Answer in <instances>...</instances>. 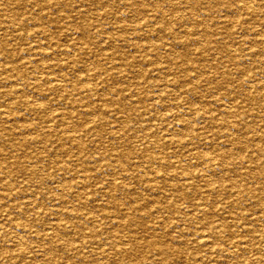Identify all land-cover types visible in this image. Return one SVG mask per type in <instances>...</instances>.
Instances as JSON below:
<instances>
[{
    "label": "rangeland",
    "instance_id": "rangeland-1",
    "mask_svg": "<svg viewBox=\"0 0 264 264\" xmlns=\"http://www.w3.org/2000/svg\"><path fill=\"white\" fill-rule=\"evenodd\" d=\"M136 1L135 0H121V1L120 0H96V2H95V0H92V2H91V0H54L53 2L56 5L47 4V6L44 8L42 6L37 7L36 6V0H0V57L2 58V59L0 58V102H1L0 103V167H1L0 168V170H1L0 171V264H27V263L28 264H42L43 262L46 263V261L49 262V260H50V262L48 264H99V263L100 264H155V263L156 264L157 263H159V264H163V263L164 264H172V263L173 264H176V263L177 264H192V263L193 264H199V263L206 264V261H208L209 264H212V263L215 264V262L218 264H220V263L227 264L226 262L229 263L230 259H231V262L229 264H233V263H235V264L236 263L237 264H241V263L247 264L249 262H250V264H255V263L264 264V259H262V258H264V256L260 257L261 254L264 255V245H262V244H264V238H262V241L260 238V237H264V232H261V231H264V218L261 217L262 215H259L260 213L264 214V201H262V199H264V198H262V197H264V190H262V189H264V180H262L261 182L259 181L261 179H264V177H262V176H264V175H262V174H264V171H262V170H264V167H262V166H264V161H261V160H264V146H262V145H264V116H262V115H264V103H262V102H264V88H262V86H264V79H262V78H264V77L261 76V75H264V74H262V73H264V70H262V69L260 70V68H264V66H262V65H264V62H262V61H264V54H262V53H264V20H262V19H264V0H261V1L260 0H221V1L220 0H206V1L205 0H179V1L178 0H173V1L172 0H163V1L162 0H136ZM212 1H214V3ZM217 1H218V3H217ZM233 1H234V3H233ZM242 1H243V4H242ZM256 1L259 4H257ZM235 2H236V4H235ZM201 3H202V5H201ZM239 3H241V5H239ZM171 4L175 5V11L176 12H167L170 10L169 8H170ZM198 4H200V5H198ZM214 4H215V6H214ZM247 4L252 6V9H253V10H251L252 13L246 12L244 9H242V5H247ZM127 5H128V7H127ZM258 5H260V6H258ZM139 6H141V7H139ZM178 8H179V10H178ZM206 8H207V10H206ZM217 8H219V11ZM234 8L236 9V11H234L235 10ZM146 9H147L148 13L145 12ZM132 10H133V12H132ZM158 10L159 11L160 10L165 11V15H164L165 17H163L164 23L162 22L163 27L155 25V23H157V19H159V15H160L157 13ZM189 10L191 11V13ZM150 11H152V12H150ZM225 11H226V13H225ZM220 12H223V13H220ZM240 12H242L243 14H241ZM217 13H220L221 15L217 14ZM196 14H198V15H196ZM203 14H205V15L207 14V15L205 16ZM230 14L232 15V17L230 16ZM234 14H236V15H234ZM253 14H254V16H253ZM213 15L215 16V18ZM115 16H116V18H115ZM128 16L129 17L131 16V18L128 19L127 18ZM156 16H158V17H156ZM192 16H193V18H192ZM212 16H213V18H212ZM208 17H210V18H208ZM145 18H147V19H145ZM185 18H186V21L184 20ZM255 18H256V20H255ZM131 19H132V21H130ZM152 19L156 22L153 23L154 21H152ZM208 19H209L210 23H208L209 21L206 22ZM229 19L232 21H230ZM196 20H198V21H196ZM248 20H249V22L250 21L251 22L249 23ZM12 22H16L17 25L13 26ZM123 22H124V25H123ZM131 22H132V24H131ZM165 22H167V23H165ZM197 22H199L201 25H198ZM111 23H113V25ZM144 23H146V25L147 24H149V25L146 26ZM216 23L219 24L218 27H217ZM248 23H249V25H248ZM179 24H180V26H179ZM118 25H119V27H118ZM152 26L153 27L156 26L154 28L156 31H154V29L151 28ZM171 26L174 27L176 30L174 28H171ZM139 27H141L142 30H140L141 28H139ZM160 27H161V29H160ZM128 28H129V30H128ZM143 28L144 29L148 28V30L146 29L147 34L145 32L146 30L144 31ZM163 28H165V29H163ZM113 29H115V30H113ZM213 29H215V30H213ZM243 29L246 30V32ZM248 29H249V31H248ZM44 30L46 31V33L43 32ZM95 30L98 32H96ZM111 30H113V31H111ZM105 31H106V33H104ZM115 31H117V32L120 31L121 33L118 32L119 33L118 34ZM148 31L150 32V35H149ZM170 31H171V33H170ZM192 31H194V32L192 33ZM204 31H206L207 34L210 35V38L203 35ZM211 31H212V33H211ZM100 32H101V34H99ZM141 32H142L143 37L141 35ZM159 32H161V33H159ZM182 32H184V33H182ZM215 33H217L218 36ZM256 33L257 34L260 33L262 35L257 36ZM177 34H178V36H176ZM184 34H186V35H184ZM145 35H147V36H145ZM152 35H154L155 37L154 36L152 37ZM189 35H191V36H189ZM166 36H167V38H166ZM180 36L181 37L183 36V38H181ZM92 37H93V39H92ZM190 37L192 38L194 43L192 42ZM252 37H253V39H252ZM99 38L101 39L100 41H98ZM180 38H181V40H179ZM201 38L202 39L204 38V39L202 40ZM115 39L116 40L118 39V41H116ZM147 39L150 40L151 43ZM183 39H186V40L183 41ZM154 40H155V42H154ZM245 40L248 42L246 43ZM83 41L85 44L83 43ZM103 41H105V42H103ZM106 41L108 44H106ZM174 41H176V42H174ZM243 41H244V44H243ZM249 41H251V43ZM134 42H135V44H134ZM224 42H225V45L227 44L226 46H224ZM229 42H230V44H228ZM123 43L125 44V46ZM152 43L155 45H153ZM249 43H250V46H249ZM105 44H106V46H104ZM114 44H116V45L114 46ZM132 44H134V46ZM160 44H161V48H160ZM179 44H180V46H179ZM193 44H194V46H193ZM210 44H211V46L213 45V47H211ZM233 44L234 45L236 44V46H234ZM146 45L151 47V48L148 47L149 48L148 49ZM190 45H191V47H190ZM165 46H166V49H165ZM208 46H209V48H207ZM256 46H258V47H256ZM123 47H124V49H123ZM142 47L143 48L145 47V49L144 50L141 49ZM241 47H243V48H241ZM116 48H118L119 50ZM153 48L155 50H153ZM98 49H99L100 53L98 52ZM189 49H191L192 51ZM200 49H202V50H200ZM221 49L223 50V52ZM240 49H242V50L244 49V50L241 51ZM124 50H126V51L124 52ZM142 50H143V53L141 52ZM170 50H171V53H170ZM173 50H174V52H173ZM165 51H167V52H165ZM250 51L252 52V54ZM83 52H84V54H83ZM111 52H112V54H111ZM133 52H135V53H133ZM154 52L156 53V55ZM199 52L200 53L202 52V54H199ZM124 53H126V54L124 55ZM210 53H212V54L210 55ZM107 54H108V56H107ZM231 54L234 56H232ZM249 54L251 56H249ZM157 55H159V56H157ZM165 55H166V57H165ZM175 55H177L178 58H175V60H173ZM228 55H229V57H228ZM259 55H260V57H259ZM150 56H151V58H150ZM111 57H112V59H111ZM256 57H257V59H256ZM180 58L182 60L184 59L182 64H181L182 61ZM227 58H230V59H228V61H227ZM251 58H253V59L251 60ZM103 59H105V60H103ZM169 59H172V61H169ZM66 61L68 64L66 63ZM132 61H134V62H132ZM252 61H254V62H252ZM232 62H234V63H232ZM236 62L238 63L239 66L236 65L237 64ZM257 62H261V63L258 64ZM96 63H97V65H96ZM104 63H105V65H104ZM154 63H155V65H154ZM214 63H215V65H214ZM250 63H251V65H250ZM91 64H92V66H91ZM106 66H108V67H106ZM163 66H164V68H163ZM183 66H185V67H183ZM254 66H255V68H253ZM28 67H29V69H27ZM35 67H37V68H35ZM43 67H44V69H43ZM102 68H103V71H102ZM214 68L216 70H214ZM98 69H100L101 71H99ZM238 69H240V71ZM251 69H253V70L251 71ZM28 70H29V73H28ZM204 70H205V72H204ZM241 70L242 71L246 70V71L242 72ZM42 71H43V73H42ZM94 71H96V72H94ZM142 71H143V75H142ZM174 71H176V74ZM197 72H198V74H197ZM216 72L219 74L218 76L216 75ZM260 72H261V74H260ZM94 73H95V75H94ZM97 73H98V75H97ZM44 74H45V76H44ZM62 74H63L64 78L62 77ZM229 74H230V76H229ZM257 74H259V75H257ZM100 75H101L102 79L100 78ZM116 75H117V77H116ZM135 75H136V77H135ZM157 75H158V77H157ZM17 76H19V77H17ZM27 76H29V77H27ZM109 76H111V77H109ZM120 76H122V77H120ZM188 76H189V78H188ZM194 76H196V78ZM123 77H125V78H123ZM204 77H205V79H204ZM211 77L213 78V80ZM112 78H113V81H112ZM138 78H140V79H138ZM152 78L154 81L152 80ZM244 78H246V79H244ZM25 79H26V81H25ZM55 79H56V81H55ZM104 79H106V81ZM92 80L94 82H92ZM109 80H110V82H109ZM158 80H159V83H158ZM247 80H249V81H247ZM20 82H22V83H20ZM32 83H33V85H32ZM89 83L91 85H93V84L94 85L91 86ZM200 84H201V86H200ZM73 85H74V87H73ZM102 85L104 86V88ZM212 85H213V87H212ZM258 85H261V87ZM107 86H109L110 88H108ZM218 86H219V88H218ZM245 86H246V88H248V90L245 88ZM256 86H258L259 88ZM105 87H107V89H105ZM143 87L147 88V89H143ZM155 87L158 89V91L156 90V92L154 90ZM160 87H161V89H160ZM34 88H36V89H34ZM257 88H258V90H257ZM77 89L80 90V92ZM152 89L154 92L152 91ZM188 89H190V90H188ZM88 90H89V92H88ZM75 91H76V93H75ZM77 91L79 93H77ZM180 91H181V93L182 92L183 93L180 94ZM188 91H189V93H188ZM211 91H213L212 94H211ZM215 91L217 94H215ZM239 91H240V93H239ZM254 91L256 93H254ZM19 92H21V93H19ZM168 92H169V95L171 97L168 95ZM171 92L173 95L171 94ZM207 92L209 94V97H207L208 96ZM24 93H25V95H24ZM97 93L98 94L100 93V94L98 95ZM78 94H79V97L81 99L83 98L82 100L78 98ZM118 94H120V95H118ZM227 94H228V96H227ZM213 95H215L216 97ZM86 96H87V98H85ZM103 96H104L105 100L103 99ZM105 96L107 99L105 98ZM196 96H197V98H196ZM224 96H227V98H225ZM233 96H234V98H233ZM161 97H166V98H161ZM182 97L187 102H185ZM57 98H59L60 100L59 99L57 100ZM75 98H77L78 101ZM132 98H133V100H131ZM174 98H175V100H174ZM218 99H220V101ZM230 99H231V101H230ZM232 99L234 101H236L237 103H239L240 105H238ZM242 99H243V102H242ZM123 100H125V101H123ZM225 100L227 103L225 102ZM254 100H255V102H254ZM257 100H260V101L258 102ZM60 101H61V103H60ZM81 101H83V102H81ZM148 101H149V103L150 102L151 103L149 104ZM180 101H181V105L179 103ZM216 101L218 104L216 103ZM66 102H68V103H66ZM156 102H157V104L159 103V105H157ZM184 102L186 104H189L188 102H190V104L192 106L190 104L185 105ZM131 103L134 106H132ZM247 103H249V105L251 107L247 108L248 107ZM56 104H57V106H56ZM94 104H96V105H94ZM124 104H126V105H124ZM253 104H254V106H253ZM53 105H55L56 107ZM129 105H131V106L128 107ZM237 105H238V108H237ZM96 106L98 108L99 107L100 108L97 109ZM162 106L163 107L165 106V107L163 108ZM243 106H244V109H243ZM255 106H257V107H255ZM73 107H74V109H73ZM131 107H132V110H130ZM167 107H168V109H167ZM171 107H173V108H171ZM183 107L185 110L183 109ZM214 107H215L216 111H215ZM152 108H153V110H152ZM255 108H256V110H255ZM39 109L41 111H39ZM81 109H82V112H81ZM123 109H124L125 113H123ZM134 109H136V111ZM196 109H198L197 110L198 112L196 111ZM224 109L228 110L229 112L224 110ZM88 110H89V113H88ZM130 111L132 113H130ZM169 111H171V112H169ZM189 111L192 113L191 114L192 117L189 115V113H190ZM253 111H254V113H253ZM256 111L259 113H257ZM91 112L94 115H92ZM174 112L176 115L174 114ZM193 112H195V113L193 114ZM118 113H119V115H118ZM199 113H200V115H199ZM228 113L231 116L228 115ZM75 114H76V116H75ZM82 114H84V115L82 116ZM129 114L131 116H129ZM181 114H182V116L184 115L183 119L181 117ZM212 114H214V116ZM89 115H91V116H89ZM113 115L117 116L118 119H117V117H115ZM171 115L172 116L175 115L177 118H175L174 116L171 117ZM197 115L199 116V118ZM247 115H248V117H247ZM251 115L253 116V118ZM58 116L61 119L60 118L58 119ZM80 116H82V117H80ZM138 116H140V117H138ZM162 116H163V118H161ZM227 116H230V117L227 118ZM242 116H243V120H242ZM56 117L58 120L57 119L55 120ZM157 117H159V118H157ZM178 117H181V118L178 119ZM186 117H189V118H186ZM209 117H210V119H209ZM73 118H75V119H73ZM141 118H142V123H141ZM171 118L174 120V123H173ZM200 118H202L203 120L202 119L199 120ZM204 118H206V119H204ZM250 119H254V120H250ZM105 120H107V122ZM159 120H161V121H159ZM179 120L183 121V123L180 122ZM208 120H210V121H208ZM245 120H246L247 124H246ZM60 121H62V122H60ZM110 121H111V123H110ZM115 121L117 123H119L117 126H116L117 123ZM189 121L190 122L193 121V122L189 123ZM226 121L227 122L229 121L228 123L230 125L232 124L231 125L232 128H230L229 124L227 125ZM232 121H233V123H232ZM159 122L162 124L159 125ZM164 122L166 125L163 124ZM197 122L199 124H201V126L198 125ZM207 122H209V123H207ZM137 123H140V124H137ZM217 123H219V124H217ZM240 123L241 124L243 123L242 124L243 127L241 126ZM259 123L261 124L262 127L260 126ZM45 124H47V125H45ZM142 124H144L146 126V128L143 127ZM183 124H187L186 126H188V127L183 126ZM189 124H191L190 127H189ZM193 124H195V125H193ZM208 124H210V126ZM221 124H222V126H221ZM137 125H140V127ZM141 125H142V127H141ZM155 125H156V127H155ZM197 125L199 128L196 127ZM225 126H227V127H225ZM193 127L195 128L194 131H196L197 133H195L193 131V129H194ZM210 127H212L211 128L212 130L210 129ZM224 127H225L226 131H225ZM149 128H150V130H149ZM185 128L186 129L188 128L187 129L188 131L187 130L185 131ZM217 128H219L220 134H219V132H217V130H218ZM236 128H238V130L240 128L241 130L237 131ZM167 129H169V130H167ZM197 129H199V130H197ZM207 129H208V131H207ZM220 129L222 130V132ZM230 129L233 131V134L230 133V132H232ZM260 129H262L261 130L262 132L260 131ZM143 130L145 133L143 132ZM179 130L183 134H181ZM246 130H249L248 132H252L253 134L248 133ZM177 131H179V132H177ZM182 131H184V132H182ZM199 131H201V132H199ZM205 131H207V133H209V134H207ZM129 132L131 134H129ZM176 132L178 134H180V136ZM246 132H247V135H246ZM234 133H236V134H234ZM254 133H255V135H254ZM161 134H162V136H161ZM167 134H169V135H167ZM173 134H175V138L173 137L174 136ZM196 134H198V135H196ZM155 135H156V137H155ZM239 135H241V138ZM138 136H139V138H137ZM181 136L182 137L185 136V137L182 138ZM194 136L201 137V139L196 138ZM219 136H221V137H219ZM232 136L233 137L238 136V137L233 138ZM127 137H129L128 140H127ZM154 137L157 138L156 141H155ZM161 137H163V138H161ZM217 137H218V140H217ZM252 137H254V138H252ZM258 137H260V138H258ZM10 138H12V139H10ZM146 138H149V139H146ZM213 138L216 139V143H215V139H213ZM261 138H262V140H261ZM189 139H191V140H189ZM224 139L227 141V143ZM235 139L243 145H241L237 141H234ZM250 139H252V140H250ZM147 140L148 141L150 140V141L147 142ZM180 140L183 142H181ZM204 140H206V142ZM139 141H141V142H139ZM152 141H154V142H152ZM174 141H176L177 143ZM188 141L191 142L190 146H188L189 145ZM143 142H144V144H143ZM150 142H152V143H150ZM192 142H193L194 146L192 145ZM201 142H202V144H201ZM203 142H205V144ZM219 142H220V144L221 143L222 144L219 145L218 144ZM114 143H116V144H114ZM121 143H123V145H121ZM153 143L154 144L156 143L155 146ZM186 143H188V144H186ZM198 143H200V144H198ZM168 144H170V145L173 144V145H171L172 147L170 148V145H168ZM223 144H225V147ZM27 145H28V147H27ZM199 145L201 147H199ZM128 146L130 148H128ZM185 146L187 147V149ZM208 146H210V147L208 148ZM214 146H215V148H214ZM230 146H231V148H230ZM117 147H119V148H117ZM155 147L158 148L157 151L155 150L156 149ZM179 147L180 148L182 147V148L180 149ZM217 147H219L221 150H219V148H217ZM234 147H235V149H233ZM7 148H9V150ZM191 148L192 149L194 148L195 150L194 149L192 150ZM124 149H125V151H124ZM159 149H161L162 151ZM196 149H198V152ZM214 149L217 151L219 150V152H216ZM227 149H229V151ZM248 149H249V152L247 151ZM129 150L131 153L129 152ZM191 150H192V152L196 151V152H193L194 155H192L193 153L190 152ZM148 152H149V154H148ZM156 152H158V153H156ZM242 152H244V154L246 153L248 155H244ZM1 153H3V154H1ZM95 153H97V155ZM118 153H120V154H118ZM134 153L136 155H134ZM172 153H174V155H172L170 157L169 154H172ZM196 153L198 154L199 157L201 156L200 155L201 153H202V157L203 156H205V157L199 158L196 155ZM84 154H85V156H84ZM145 154L147 155V157ZM178 154H181L183 156H180ZM230 154H231V156H233L232 158H231ZM1 155H2V157H1ZM78 155H79V157H78ZM111 155H113L115 158ZM189 155H190V157H189ZM80 156H82V158H80ZM105 156H107L108 158H106ZM137 156H138V158H137ZM156 156L158 158H160L159 162H161V163H159V162L156 163L158 161V160H156V159H158ZM161 156L162 157L164 156L165 159L162 158ZM192 156H194V157L191 158ZM225 156L227 158H225ZM246 156H248V159H246ZM252 156H254V157H252ZM260 156H262V157H260ZM121 157H122V159H121ZM174 158L176 160H175V162L174 161L172 162L171 159L174 160ZM183 158L186 160V162ZM205 158L208 160H206ZM218 158H220V159H218ZM233 158H234V160H233ZM241 158L243 159V161ZM162 159H164L163 161H165V162H163ZM211 159H212V161H211ZM222 159H225V160H222ZM238 159H240V160H238ZM132 160H134V161H132ZM197 160H199V161H197ZM204 160L208 163L204 162ZM209 160H210V162H209ZM147 161L149 163H151L152 168H150V165ZM166 161L168 163L167 165H166ZM194 161H195V163H193ZM223 161H224V163H223ZM230 161L231 162L233 161L234 163L235 162L236 163L234 164L233 162L231 163ZM178 162H179V164H178ZM201 162H203V163L201 164ZM256 162H258V163H256ZM124 163H126V164H124ZM128 163H129L131 168L129 167ZM133 163H134V165H133ZM146 163L149 165V167ZM163 163L165 164L164 165L165 167L163 166L164 168H166V166L168 167V169L170 167L172 168V169L171 168L169 169L170 174H168L167 168L164 169L162 166L160 167V165H162ZM199 163L201 165H199ZM207 164L208 165L210 164L209 167H212V168H209L207 166ZM258 164L260 166H257ZM86 165H87V167H86ZM103 165H105V166H103ZM187 165H188V167H187ZM75 166L79 170H77V168ZM133 166H134V169H133ZM196 166H198V167H196ZM253 166L255 168H253ZM85 167H86V169H85ZM111 167H112V169H111ZM120 167H121V169H120ZM182 167L184 169L186 167L187 168H186V170L182 171L183 170ZM194 167H196V168L194 169ZM241 167H243V168H241ZM258 167H260V168H258ZM107 168L109 169V171ZM136 168H139V169L137 170ZM147 168L153 169V171L151 170V172H150V170ZM154 168H155V171H154ZM161 168H163V169H161ZM189 168H190V171L188 170ZM230 168L232 170H230ZM239 168H240V170H239ZM32 169H34V170H32ZM103 169H104V171H103ZM146 169L148 172L146 171ZM176 169H178V170H176ZM218 169L220 171H223L222 174H220L221 172ZM222 169H224V170L226 169V170L224 171ZM241 169L242 170L245 169V171L244 170L242 171ZM246 169L249 172H246L247 171ZM118 170L119 171L121 170L120 172H122V170H123V172L120 173ZM252 170H255V171H252ZM80 171H82V172H80ZM198 171H199V173H198ZM259 171H261V172L259 173ZM37 172H39V173H37ZM105 172L107 175L105 174ZM132 172H133V175H132ZM144 172L146 173L145 176L143 174ZM188 172H190V173H188ZM192 172H195V173H192ZM204 172H205V174H204ZM33 173H35V174H33ZM98 173L99 174L101 173V175H99ZM112 173H114V176ZM148 173L150 175H148ZM212 173H213V175H212ZM216 173L219 175H217ZM239 173L242 174V176ZM251 173L254 175H251ZM110 174H112V175H110ZM184 174H186V176ZM189 174L190 175L193 174V175L189 176ZM229 174L230 175L234 174V175L232 177V175L230 176ZM243 174H245L246 178L243 176ZM260 174H261V176H260ZM79 175H81V176H79ZM92 175H93V177H92ZM115 175L117 177L116 180H115ZM135 175H137V176H135ZM173 175H175V176H173ZM182 175H183V177H182ZM215 175H216V177H214ZM65 176L67 178L68 177L69 178L67 179ZM199 176L201 177L202 180L199 178ZM204 176H205V178H203ZM217 176L222 181L215 179V178H217ZM219 176H221V177H219ZM247 176H249V177L247 178ZM251 176H252V178H251ZM254 176L256 177V180H258V181L252 180V179H254ZM11 177H12V179H11ZM73 177H75V178H73ZM91 177L93 179H91ZM113 177H114V179H113ZM126 177L128 180L129 179L130 180L128 181L126 179ZM188 177H191L192 182L195 180H196V182L190 183L191 179H189ZM227 177L229 179L233 178L232 179L233 181L232 180L229 181V179ZM120 178H121V180H120ZM51 179H53V180H51ZM109 179H111V181H109ZM140 179H141V183H140ZM158 179L160 181L156 182V181H158ZM161 179H163L165 181L170 180V182H168V181L166 182V184L168 186L165 184V182H162L163 180H161ZM171 179H172L173 183L171 182ZM176 179H178V180L175 181ZM5 180H6L7 184H6ZM34 180H35V182H34ZM91 180H92V182H91ZM203 180L204 181L206 180V181L204 182ZM225 180H228L227 182H228V184L229 183L230 184L228 185ZM142 181H144V182H142ZM187 181H188V183H186ZM201 181L204 182L205 184L210 181V183H213V184H209V183L207 185H205L203 183L200 184ZM239 181H240V183H239ZM36 182H37V184H36ZM39 182H41V183H39ZM78 182H79V184H78ZM95 182H97V183H95ZM146 182H148V183H146ZM153 182H155V183H153ZM181 182H182V184H181ZM243 182L247 183V185H249L248 187L250 189L247 187V185L245 183L243 184ZM24 183H25V185L27 184L26 187L23 186ZM34 183H35V185H34ZM108 183H109V186H108ZM119 183L120 184L123 183V184L120 185ZM161 183H162V185H161ZM217 183L220 185V188L218 187L219 185ZM81 184H83V185H81ZM91 184L94 186H92ZM185 184H186V186L188 185L189 187H186ZM238 184H239V186H238ZM119 185H120V187L121 186L122 187L118 188ZM157 185L159 188H160V186H162L161 187L162 190H161V188L157 189L158 188ZM172 185H174V187H175L173 191H172V189H173ZM250 185L252 187H250ZM169 186H172V188ZM179 186L180 187L182 186L183 188H180ZM192 186L193 187L195 186L196 189L193 188ZM204 186H207V187L203 188ZM213 186L216 189H214ZM228 186H229V188H230V186L231 187L233 186L234 189L229 190ZM245 186L248 188L249 191H251V190L253 191L254 195L257 196V199L259 201L256 200V196H254L252 192H248L244 188ZM7 187L9 188V190L7 189ZM99 187L100 188L102 187V188L100 189ZM129 187H130V189H129ZM131 187L134 188L135 190L138 189V191L135 192V190H134L133 191L134 194H133ZM201 187H202V189H201ZM225 187H227V188L224 189ZM81 188L83 190H81ZM94 188H95V190H94ZM122 188L125 190H122ZM155 188L157 190H161L162 192L155 190ZM190 188L195 189L196 192H194L193 189L190 190ZM198 188H200L201 190ZM212 188L214 189V191L212 190ZM237 188H238V190H237ZM243 188H244V192H242ZM30 189H32V190H30ZM113 189H114V192H113ZM118 189L120 190V192ZM176 189L177 190L179 189V192H178L179 194H177ZM186 189H187V191H186ZM127 190H128L129 194L127 193ZM140 190H141V193L139 192ZM199 190H200V192H199ZM207 190H209V192ZM224 190H226V192H224ZM90 191L92 193H90ZM96 191L98 192V194ZM153 191H155V192H153ZM183 191H184V193H183ZM191 191H193V192H191ZM197 191H198V193H197ZM239 191H240V193H239ZM256 191H257V193H256ZM50 192H52V194ZM104 192H106V195L109 192L110 194H108V195H110V197L109 196L107 197L104 194ZM121 192L123 194L124 193L125 194L123 195ZM150 192H152V193H150ZM166 192H168V193H166ZM171 192H173L175 195L173 193H172L173 194L172 195ZM231 192H233L234 195ZM143 193H146L145 196ZM163 193H164V197H163ZM200 193H202V194H200ZM237 193H239L240 198H239ZM244 193H246V195ZM191 194H193L195 197L192 195L193 198H190V197H192V196H189ZM203 194H204V196H203ZM206 194L208 195V197ZM212 194L216 195V197L213 196ZM42 195H43V197H41ZM117 195H118V198L120 197L119 199H117V197H116ZM140 195H142V196H140ZM156 195H158V197ZM165 195H167L168 199L166 198ZM176 195H179V196H176ZM180 195H182L181 198H180ZM221 195H222V199L220 198ZM247 195H248V197H247ZM252 195L254 196V200H253L254 202L250 200V199H252ZM20 196H22V197H20ZM125 196L131 197V198H127V197L125 198ZM159 196L161 198H159ZM184 196H185V198H184ZM200 196H201V199H200ZM234 196H236L237 199ZM111 197L113 199H111ZM172 197L174 198L173 200H172ZM175 197H177V198H175ZM204 197L208 198V199L210 198V199L205 200ZM223 197L225 198L226 202L224 201ZM25 198L28 199L29 201L26 200ZM96 198H98V199H96ZM152 198L155 202L152 200ZM183 198L185 201L188 200L189 205L186 202L187 203V206H186ZM238 198H239V200H238ZM241 198L243 199V201L245 200L246 202H248L250 204V206L248 203H245V201L244 202L241 201L242 200ZM17 199H19V200H17ZM37 199H38V201H37ZM181 199H182V201H180ZM199 199L201 200V202L199 201ZM247 199H249L250 201H248ZM124 200H125V202H124ZM146 200L148 202L150 201L149 202L150 204L147 203ZM190 200H191V202H189ZM194 200H197L196 203H194L195 202ZM234 200H236V202H234ZM23 201L24 202L26 201V202L24 203ZM55 201H57L59 203H57V202L55 203ZM68 201H70V202H68ZM93 201L96 204H94ZM171 201H172V205H171ZM174 201H176V202L178 201V202L176 203ZM205 201H206V203H205ZM257 201H258V203H257ZM111 202H113V203H111ZM134 202L136 203V206H135ZM153 202H154V204H152ZM160 202L161 203L164 202L166 206L164 204H161ZM231 202L235 203L234 205L237 204L238 206L232 205ZM252 202L256 206L254 204H252ZM26 203L28 205H26ZM119 203L121 204V206L119 205ZM192 203L194 205H192ZM203 203H204V205H202ZM158 204H160V205L158 206ZM198 204L200 206V209L202 208V211L199 209ZM228 204H230V205H228ZM97 205L99 206V208ZM124 205L126 207H124ZM140 205L142 206L143 210H145L147 213L144 211H141L142 208ZM145 205H146V207H143ZM173 205H175V206H173ZM226 205H227V210L225 209ZM242 205H244V207L247 206L246 207L247 210H246V208L242 207ZM116 206H117V208H116ZM193 206L198 207L197 209L196 208L193 209L194 212H192ZM222 206L224 207L225 211L223 210ZM230 206H232V207H230ZM109 207H111V208H109ZM159 207H161L162 211L165 208V210L163 212L166 213L167 215L164 214L159 209ZM181 207H183V208L189 207V209L191 207L190 210H192V211H190L189 209H186V208L182 209ZM229 207H230V209H228ZM241 207L243 208V210ZM124 208H126V210ZM144 208H146V209H144ZM166 208H168L167 211H166ZM249 208H251V209L253 208L254 212L253 211L250 212L251 209L248 211ZM257 208L259 209L260 213L258 212ZM107 209H109L108 210L109 214L107 212ZM174 209H175V211L177 210L176 211L177 213H175ZM77 210L80 212H78ZM136 210L141 211V213L143 212L142 213L143 215L141 213H139V211L137 213ZM178 210H180V211H178ZM184 210H186L187 212ZM196 210H198L199 214L197 213ZM133 211H135V212H133ZM195 211H196V213H195ZM226 211H228L232 214H230ZM236 211H238V213ZM245 211L247 214L245 213ZM255 211H257V212H255ZM120 212H122V213H120ZM130 212H132V214H134V215H132ZM160 212L162 213V215ZM169 212H171L170 215H168ZM178 212H183L184 216L186 218L184 216L180 215L179 217H182V218H180L181 219L180 220L179 217L177 216V215H179ZM191 212L194 215H192ZM223 212L227 213L226 216H224ZM129 213L132 216H130ZM144 213H146L145 215L148 218L146 216L144 217ZM151 213L154 215V218H153V215ZM183 213H180V214H183ZM241 213H243V214H241ZM250 213L253 215H250ZM110 214H112V215H110ZM115 214H118V215H115ZM128 214H129V216L127 217ZM148 214H149V216H148ZM195 214L196 215L198 214V215L196 216ZM233 214L235 215V217H232ZM240 214L243 217L239 216ZM245 214L247 216H245ZM101 215H103V216H101ZM105 215H108V216L105 217ZM120 215H121V217H120ZM227 215H230V217ZM81 216L84 217V219ZM142 216H143V218H142ZM195 216H196V219H195ZM201 216L203 219L201 218ZM252 216H254V217H252ZM93 217H94V219L92 220ZM244 217L246 218V220L249 219L247 221H250V222L248 223ZM255 217L258 220H256ZM38 218H39V220H38ZM105 218H107V219H105ZM155 218H157V219H155ZM217 218H219V219H217ZM235 218H238L239 221L236 220ZM142 219H144V221H142ZM147 219H148V221H146ZM153 219H155V220H153ZM171 219H172V221H171ZM204 219H207V220H204ZM209 219H211L212 222H210ZM241 219L242 220L244 219V221H246V222L242 221ZM23 220H25V222ZM152 220H153V222H152ZM164 220H166L167 222ZM178 220H180V221H178ZM186 220H187V222H186ZM203 220L206 222H204ZM222 220L225 222V225L223 224L224 222ZM226 220H227V222H226ZM232 220L234 221L233 224L231 222ZM254 220L256 222H254ZM35 221H37V222L35 223ZM94 221H95V223H94ZM122 221H124V222H122ZM150 221H151V223H150ZM197 221L198 222L200 221V222L198 223ZM207 221L210 223H208ZM235 221L238 225L235 224ZM86 222H89V223H86ZM118 222L120 224L122 223L123 225L120 226ZM176 222H178V223H176ZM179 222H181V223H179ZM213 222H215L214 226L212 224ZM251 222L253 225L250 224ZM116 223H117V225H119L120 228L116 225ZM125 223H126V225H125ZM163 223L165 226L163 225ZM200 223H202L201 225L203 227L198 226V225H200ZM113 224H115V225H113ZM152 224H154V225H152ZM155 224H156V226H155ZM167 224H169L170 226L169 225L167 226ZM177 224H179L178 226H180V225L181 226L178 227ZM243 224H245L244 225L245 228H244ZM9 225H11V227H9ZM18 225H20V226H18ZM204 225H205V227H204ZM216 225L218 228L220 227L221 229L219 228V230H218ZM223 225H224L225 229L223 228ZM247 225H249V226H247ZM254 225H256V226H254ZM104 226H106L105 229H104ZM107 226L111 227V229H114V232H112V230H108L110 228H107ZM113 226H115V227L113 228ZM130 226H131V228H130ZM132 226H133V228H132ZM145 226H147V228H145ZM174 226L175 227L177 226L176 230H175ZM234 226L238 229V232H236L237 229ZM239 226H241V227L243 226L242 229ZM252 226L253 227L259 226L260 229L258 227L253 228ZM73 227H74V229H73ZM193 227H195V228H193ZM199 227H201L202 229L204 228V229L202 230ZM246 227L249 229L253 228V230H251L252 233L249 232L250 230L246 229ZM250 227H252V228H250ZM57 228H59V229H57ZM125 228H127V229H125ZM184 228H185V230L188 229V232L184 231V233H183L182 230ZM189 228H191V230H193V232H191V230ZM211 228H213V229H211ZM215 228H217V229H215ZM124 229H125V231H124ZM159 229H160V231H159ZM165 229H166V231L169 229L168 232L165 233ZM195 229L197 231L200 230V232L199 233L196 232ZM256 229L257 230L259 229L262 234H260L259 230L256 232ZM58 230H60V231H58ZM105 230H107L108 232ZM156 230H158L159 233ZM189 230L191 233L194 234V235L192 234V237L190 236L191 233L189 232ZM169 231H171L170 234H169ZM201 231H203V232H201ZM219 231H220V234H219ZM227 231H228V233H227ZM234 232H236L238 234H236ZM253 232H254V234H253ZM62 233H63V235H62ZM112 233L114 236L112 235ZM188 233H189V235H188ZM239 233H240V236H239ZM64 234H65V236H64ZM182 234H183V236L184 235L185 236L182 237ZM207 234H209L210 236ZM211 234H214L213 238H212ZM234 234H236V235H234ZM250 234H251V236H250ZM110 235L112 237V238H110L111 241L109 239ZM136 235H138V236H136ZM149 235H151V236H149ZM218 235H222V236H218ZM224 235L225 236L227 235V237H225ZM228 235L229 236L232 235L230 237V239L228 238L229 237ZM241 235H243V236L241 237ZM259 235H260V237H259ZM116 236H117V239H116ZM193 237L194 238L200 237L202 239L198 238L197 239L198 243H197V242H195L196 239H194ZM207 237H209V238H207ZM214 237L216 239H214ZM236 237H238V238L241 237V240H244L245 243L247 241V243L244 244L242 241H240V239H237ZM243 237H245V238L242 239ZM251 237L252 238L254 237V238L252 239ZM257 237H259V238L256 239ZM18 238H20V239H18ZM190 238H191V240H193V239L195 240V241L194 240L192 241V244H195L196 246L191 244ZM203 238H205V239H203ZM211 238H212V240H211ZM224 238H226V239H224ZM112 239H114V241H112ZM154 239H156V241ZM175 239H176V241H175ZM182 239L185 241L184 243H183ZM219 239L220 240L224 239V240L220 241ZM233 239L236 240V243L238 244L239 247L236 245V243H235V241H233ZM14 240H15V242H14ZM157 240H159V241H157ZM214 240H215V242H212ZM216 240H217V242H216ZM133 241H134V243H132ZM186 241H188L189 243ZM200 241H202V242H200ZM206 241H209L208 243H210V244L207 245L208 243ZM224 241H225V243H224V245H222V243ZM249 241L250 242L252 241V242L250 243ZM258 241H260V242H258ZM114 242H117V243H114ZM129 242H131V243H129ZM175 242L177 245H175ZM226 242L232 247L230 248V246ZM161 243H162V245H161ZM181 243L183 245H181ZM204 243L206 244L207 248H206ZM212 243H214V244L212 245ZM16 244H18V246ZM128 244H130V245H128ZM131 244L133 246H131ZM216 244H220V248H219V245H216ZM233 244H235L237 247ZM247 244H249V245H247ZM254 244L256 246L252 247ZM259 244H261V245H259ZM175 246H177V249L175 248ZM178 246L180 248H178ZM183 246H185L187 249ZM209 246H211V247L209 248ZM243 246H245V248H247V247L249 248V250L247 249L248 250L247 253H246L247 250L245 248H243ZM2 247H3V249H2ZM168 247H169V250H168ZM188 247L190 248V250ZM198 247H199V249H198ZM258 247H259V249H258ZM7 248H9V249H7ZM130 248H131V250H130ZM160 248H162L163 250ZM164 248H165V250H164ZM181 248L182 249L184 248L185 250H182ZM221 248H222V250H221ZM256 248L258 249V251ZM1 249L3 251H1ZM38 249H39V251H38ZM175 249L178 251H175ZM238 249H239V251H238ZM244 249H245V251L243 253ZM224 250L226 252L228 251V253H224L225 252ZM255 250H256V252L254 253ZM193 251L194 252L196 251L197 254H196V252L194 253ZM235 251H237V252H235ZM40 252H42V254ZM198 252L199 253L201 252L202 254L200 253V255H199ZM260 252H261V254H260ZM183 253H185V255ZM207 253L210 255V258H209V255ZM237 253H239V254H237ZM251 253H253V255H251ZM100 254H102V255H100ZM119 254H121V255H119ZM189 254H191V256H193V255L194 256L191 257ZM203 254H205V256H203ZM225 254L227 257H225ZM255 254H258V256L261 259H259V257L257 255H256L257 256L256 257ZM21 255H23L24 257ZM154 255L155 256L158 255V256H156L157 258ZM215 255H216V257H215ZM222 255L224 256V258ZM230 255H232V256H230ZM241 255L243 256V258L240 257ZM200 256H201V258H200ZM220 256H221L222 260H221ZM247 256H248L249 261L247 260ZM252 256H254V257H252ZM207 257H208V259H206ZM202 258H203V261H205V262H202ZM204 258H205V260H204ZM228 258H230V259H228ZM255 258L258 260H256ZM101 259H102V261H101ZM189 259L191 261L193 260L194 262L193 261L191 262ZM211 259H212V262H211ZM223 259L224 260L227 259L225 263H224ZM243 259H246V260H244V262H243ZM2 260H4V261H2ZM161 260H162V262H161ZM260 260H262V261H260ZM232 261H233V263H232ZM239 261L240 262L242 261V262L240 263ZM256 261H259V262H256ZM129 262H131V263H129Z\"/></svg>",
    "mask_w": 264,
    "mask_h": 264
},
{
    "label": "bare ground",
    "instance_id": "bare-ground-1",
    "mask_svg": "<svg viewBox=\"0 0 264 264\" xmlns=\"http://www.w3.org/2000/svg\"><path fill=\"white\" fill-rule=\"evenodd\" d=\"M53 1H54V0H36V6H37V7L42 6V7L45 8V7L47 6V4H49V5H50V4L56 5V4H54ZM120 1H121V0H120ZM135 1H136V0H135ZM162 1H163V0H162ZM172 1H173V0H172ZM178 1H179V0H178ZM205 1H206V0H205ZM220 1H221V0H220ZM260 1H261V0H260ZM89 2H90V1H89ZM91 2H92V0H91ZM95 2H96V0H95ZM102 2H103V1H102ZM116 2H117V1H116ZM125 2H126V1H125ZM136 2H137V1H136ZM170 2H171V1H170ZM203 2H204V1H203ZM207 2H208V1H207ZM212 2L214 3V1H212ZM212 2H211V3H212ZM224 2H225V1H224ZM246 2H247V1H246ZM256 2H257V1H256ZM104 3H105V2H104ZM118 3H119V2H118ZM148 3H149V2H148ZM176 3H177V2H176ZM217 3H218V1H217ZM233 3H234V1H233ZM237 3H238V2H237ZM253 3H254V2H253ZM111 4H112V3H111ZM125 4H126V3H125ZM152 4H153V3H152ZM180 4H181V3H180ZM183 4H184V3H183ZM206 4H207V3H206ZM225 4H226V3H225ZM235 4H236V2H235ZM242 4H243V1H242ZM250 4H251V3H250ZM255 4H256V3H255ZM255 4H254V5H255ZM257 4H259V3L257 2ZM28 5H29V4H28ZM102 5H103V4H102ZM135 5H136V4H135ZM154 5H155V4H154ZM194 5H195V4H194ZM198 5H200V4H198ZM201 5H202V3H201ZM221 5H222V4H221ZM226 5H227V4H226ZM239 5H241V3H239ZM214 6H215V4H214ZM219 6H220V5H219ZM256 6H257V5H256ZM258 6H260V5H258ZM42 7H41V8H42ZM127 7H128V5H127ZM139 7H141V6H139ZM168 7H169V6H168ZM177 7H178V6H177ZM177 7H176V8H177ZM198 7H199V6H198ZM205 7H206V6H205ZM235 7H236V6H235ZM238 7H239V6H238ZM187 8H188V7H187ZM187 8H186V9H187ZM196 8H197V7H196ZM222 8H223V7H222ZM227 8H228V7H227ZM227 8H226V9H227ZM240 8H241V7H240ZM123 9H124V8H123ZM142 9H143V8H142ZM158 9H159V8H158ZM169 9H170V10L167 11V12H176V11H175V5H174V4H171ZM186 9H185V10H186ZM194 9H195V8H194ZM215 9H216V8H215ZM217 9H218V11H219V8H217ZM223 9H224V8H223ZM234 9H235V8H234ZM234 9H233V10H234ZM237 9H238V8H237ZM242 9H244L246 12H249V13L251 12V10H253V9H252V6H251V5H248V4H247V5H242ZM176 10H177V9H176ZM178 10H179V8H178ZM206 10H207V8H206ZM224 10H225V9H224ZM126 11H127V10H126ZM135 11H136V10H135ZM138 11H139V10H138ZM141 11H142V10H141ZM189 11H190V10H189ZM215 11H216V10H215ZM215 11H214V12H215ZM218 11H217V12H218ZM226 11H227V10H226ZM226 11H225V13H226ZM234 11H236V9H235ZM240 11H241V10H240ZM112 12H113V11H112ZM132 12H133V10H132ZM143 12H144V11H143ZM145 12H147V9H146ZM150 12H152V11H150ZM242 12H243V11H242ZM242 12H240V13L243 14ZM246 12H245V13H246ZM102 13H103V12H102ZM128 13H129V12H128ZM137 13H138V12H137ZM147 13H148V12H147ZM157 13L160 14V15H159V19H157V23H155L156 21H154L153 19H152V21H154L153 23H155V25H158V26H162V27H163V23H164V21H163V17H165V16H164V15H165V11H163V10H160V11H159V10H158ZM180 13H181V12H180ZM188 13H189V12H188ZM190 13H191V11H190ZM209 13H210V12H209ZM220 13H223V12H220ZM220 13H217V14H220ZM251 13H252V12H251ZM100 14H101V13H100ZM158 14H157V15H158ZM168 14H169V13H168ZM168 14H167V15H168ZM170 14H171V13H170ZM178 14H179V13H178ZM210 14H211V13H210ZM217 14H216V15H217ZM231 14H232V13H231ZM231 14H230V16L232 17ZM125 15H126V14H125ZM147 15H148V14H147ZM147 15H146V16H147ZM155 15H156V14H155ZM185 15H186V14H185ZM187 15H188V14H187ZM196 15H198V14H196ZM196 15H195V16H196ZM203 15H205V14H203ZM206 15H207V14H206ZM206 15H205V16H206ZM220 15H221V14H220ZM234 15H236V14H234ZM234 15H233V16H234ZM244 15H245V14H244ZM250 15H251V14H250ZM75 16H76V15H75ZM79 16H80V15H79ZM126 16H127V15H126ZM168 16H169V15H168ZM183 16H184V15H183ZM195 16H194V17H195ZM213 16H214V15H213ZM213 16H212V18H213ZM226 16H227V15H226ZM253 16H254V14H253ZM123 17H124V16H123ZM148 17H149V16H148ZM156 17H158V16H156ZM173 17H174V16H173ZM177 17H178V16H177ZM184 17H185V16H184ZM197 17H198V16H197ZM199 17H200V16H199ZM203 17H204V16H203ZM210 17H211V16H210ZM210 17H208V18H210ZM216 17H217V16H216ZM251 17H252V16H251ZM38 18H39V17H38ZM110 18H111V17H110ZM115 18H116V16H115ZM127 18L130 19L131 16H130V17L128 16ZM150 18H151V17H150ZM167 18H168V17H167ZM178 18H179V17H178ZM192 18H193V16H192ZM206 18H207V17H206ZM214 18H215V16H214ZM220 18H221V17H220ZM225 18H226V17H225ZM228 18H229V17H228ZM253 18H254V17H253ZM91 19H92V18H91ZM106 19H107V18H106ZM121 19H122V18H121ZM124 19H125V18H124ZM137 19H138V18H137ZM145 19H147V18H145ZM145 19H144V20H145ZM197 19H198V18H197ZM233 19H234V18H233ZM103 20H104V19H103ZM109 20H110V19H109ZM165 20H166V19H165ZM184 20L186 21V18H185ZM191 20H192V19H191ZM193 20H194V19H193ZM229 20H230V19H229ZM234 20H235V19H234ZM255 20H256V18H255ZM262 20H264V19H262ZM4 21H5V20H4ZM6 21H7V20H6ZM48 21H49V20H48ZM48 21H47V22H48ZM69 21H70V20H69ZM114 21H115V20H114ZM126 21H127V20H126ZM130 21H132V19H131ZM130 21H129V22H130ZM134 21H135V20H134ZM138 21H139V20H138ZM145 21H146V20H145ZM152 21H151V22H152ZM196 21H198V20H196ZM196 21H195V22H196ZM208 21H209V19H208L206 22H208ZM230 21H232V20H230ZM246 21H247V20H246ZM70 22H71V21H70ZM129 22H128V23H129ZM162 22H163V23H162ZM168 22H169V21H168ZM183 22H184V21H183ZM195 22H194V23H195ZM248 22H249V20H248ZM250 22H251V21H250ZM250 22H249V23H250ZM133 23H134V22H133ZM147 23H148V22H147ZM149 23H150V22H149ZM153 23H152V24H153ZM165 23H167V22H165ZM181 23H182V22H181ZM187 23H188V22H187ZM192 23H193V22H192ZM197 23H198V25H201L199 22H197ZM208 23H210V21H209ZM246 23H247V22H246ZM249 23H248V25H249ZM12 24H13V26H16V25H17L16 22H12ZM106 24H107V23H106ZM111 24L113 25V23H111ZM121 24H122V23H121ZM125 24H126V23H125ZM131 24H132V22H131ZM144 24L146 25V23H144ZM170 24H171V23H170ZM216 24H217V23H216ZM231 24H232V23H231ZM233 24H234V23H233ZM88 25H89V24H88ZM123 25H124V22H123ZM123 25H122V26H123ZM136 25H137V24H136ZM147 25H149V24H147ZM147 25H146V26H147ZM164 25H165V24H164ZM177 25H178V24H177ZM192 25H193V24H192ZM196 25H197V24H196ZM196 25H195V26H196ZM218 25H219V24H217V27H218ZM224 25H225V24H224ZM229 25H230V24H229ZM252 25H253V24H252ZM110 26H111V25H110ZM110 26H109V27H110ZM114 26H115V25H114ZM150 26H151V25H150ZM158 26H157V27H158ZM165 26H166V25H165ZM165 26H164V27H165ZM175 26H176V25H175ZM179 26H180V24H179ZM183 26H184V25H183ZM193 26H194V25H193ZM227 26H228V25H227ZM250 26H251V25H250ZM253 26H254V25H253ZM255 26H256V25H255ZM78 27H79V26H78ZM80 27H81V26H80ZM82 27H83V26H82ZM118 27H119V25H118ZM126 27H127V26H126ZM155 27H156V26H154V27L152 26L151 28L154 29ZM198 27H199V26H198ZM238 27H239V26H238ZM238 27H237V28H238ZM247 27H248V26H247ZM251 27H252V26H251ZM105 28H106V27H105ZM123 28H124V27H123ZM139 28H141V27H139ZM144 28H145V27H144ZM144 28H143V29H144ZM149 28H150V27H149ZM165 28H166V27H165ZM165 28H163V29H165ZM171 28H174V27L171 26ZM183 28H184V27H183ZM220 28H221V27H220ZM220 28H219V29H220ZM256 28H257V27H256ZM82 29H83V28H82ZM89 29H90V28H89ZM120 29H121V28H120ZM133 29H134V28H133ZM146 29L148 30V28H146ZM146 29H144V31H145ZM160 29H161V27H160ZM163 29H162V30H163ZM174 29H175V28H174ZM185 29H186V28H185ZM185 29H184V30H185ZM227 29H228V28H227ZM232 29H233V28H232ZM90 30H91V29H90ZM113 30H115V29H113ZM113 30H111V31H113ZM125 30H126V29H125ZM128 30H129V28H128ZM140 30H142V28H141ZM147 30L145 31L146 34H147ZM150 30H151V29H150ZM158 30H159V29H158ZM175 30H176V29H175ZM213 30H215V29H213ZM225 30H226V29H225ZM240 30H241V29H240ZM243 30H244V29H243ZM82 31H83V30H82ZM95 31H96V30H95ZM103 31H104V30H103ZM103 31H102V32H103ZM133 31H134V30H133ZM152 31H153V30H152ZM154 31H156V30L154 29ZM160 31H161V30H160ZM182 31H183V30H182ZM221 31H222V30H221ZM233 31H234V30H233ZM244 31L246 32V30H244ZM248 31H249V29H248ZM252 31H253V30H252ZM252 31H251V32H252ZM43 32L46 33L45 30H44ZM86 32H87V31H86ZM96 32H98V31H96ZM96 32H95V33H96ZM115 32H117V31H115ZM118 32L121 33L120 31H118ZM118 32H117V33H118ZM125 32H126V31H125ZM127 32H128V31H127ZM148 32H149V31H148ZM162 32H163V31H162ZM193 32H194V31H192V33H193ZM242 32H243V31H242ZM242 32H241V33H242ZM104 33H106V31H105ZM119 33H118V34H119ZM130 33H131V32H130ZM154 33H155V32H154ZM159 33H161V32H159ZM170 33H171V31H170ZM178 33H179V32H178ZM180 33H181V32H180ZM182 33H184V32H182ZM211 33H212V31H211ZM219 33H220V32H219ZM223 33H224V32H223ZM241 33H240V34H241ZM47 34H48V33H47ZM72 34H73V33H72ZM85 34H86V33H85ZM96 34H97V33H96ZM99 34H101V32H100ZM108 34H109V33H108ZM114 34H115V33H114ZM128 34H129V33H128ZM155 34H156V33H155ZM167 34H168V33H167ZM186 34H187V33H186ZM186 34H184V35H186ZM194 34H195V33H194ZM215 34H217V33H215ZM234 34H235V33H234ZM240 34H239V35H240ZM252 34H253V33H252ZM28 35H29V34H28ZM75 35H76V34H75ZM102 35H103V34H102ZM104 35H105V34H104ZM115 35H116V34H115ZM141 35H142V32H141ZM149 35H150V32H149ZM179 35H180V34H179ZM203 35H205V36H207V37L210 38V35L207 34L206 31H204V34H203ZM232 35H233V34H232ZM237 35H238V34H237ZM244 35H245V34H244ZM244 35H243V36H244ZM254 35H255V34H254ZM256 35H257V36H261L262 34H260V33L257 34V33H256ZM18 36H19V35H18ZM18 36H17V37H18ZM21 36H22V35H21ZM96 36H97V35H96ZM105 36H106V35H105ZM109 36H110V35H109ZM145 36H147V35H145ZM153 36H154V35H152V37H153ZM163 36H164V35H163ZM169 36H170V35H169ZM176 36H178V34H177ZM189 36H191V35H189ZM217 36H218V34H217ZM250 36H251V35H250ZM100 37H101V36H100ZM118 37H119V36H118ZM128 37H129V36H128ZM136 37H137V36H136ZM142 37H143V35H142ZM154 37H155V36H154ZM180 37H181V36H180ZM200 37H201V36H200ZM202 37H203V36H202ZM222 37H223V36H222ZM241 37H242V36H241ZM255 37H256V36H255ZM255 37H254V38H255ZM20 38H21V37H20ZM27 38H28V37H27ZM76 38H77V37H76ZM88 38H89V37H88ZM88 38H87V39H88ZM94 38H95V37H94ZM109 38H110V37H109ZM140 38H141V37H140ZM140 38H139V39H140ZM144 38H145V37H144ZM148 38H149V37H148ZM159 38H160V37H159ZM166 38H167V36H166ZM181 38H183V36H182ZM181 38H180L179 40H181ZM185 38H186V37H185ZM190 38H191V37H190ZM223 38H224V37H223ZM223 38H222V39H223ZM225 38H226V37H225ZM238 38H239V37H238ZM245 38H246V37H245ZM257 38H258V37H257ZM257 38H256V39H257ZM92 39H93V37H92ZM92 39H91V40H92ZM107 39H108V38H107ZM107 39H106V40H107ZM152 39H153V38H152ZM157 39H158V38H157ZM161 39H162V38H161ZM177 39H178V38H177ZM201 39H202V38H201ZM203 39H204V38H203ZM203 39H202V40H203ZM216 39H217V38H216ZM249 39H250V38H249ZM249 39H248V40H249ZM252 39H253V37H252ZM88 40H89V39H88ZM100 40H101V39L99 38L98 41H100ZM103 40H104V39H103ZM115 40H116V39H115ZM123 40H124V39H123ZM144 40H145V39H144ZM147 40H148V39H147ZM158 40H159V39H158ZM163 40H164V39H163ZM167 40H168V39H167ZM184 40H186V39H183V41H184ZM191 40H192V38H191ZM191 40H190V41H191ZM196 40H197V39H196ZM205 40H206V39H205ZM211 40H212V39H211ZM234 40H235V39H234ZM239 40H240V39H239ZM250 40H251V39H250ZM116 41H118V39H117ZM130 41H131V40H130ZM137 41H138V40H137ZM148 41L151 43L150 40H148ZM208 41H209V40H208ZM223 41H224V40H223ZM227 41H228V40H227ZM245 41H246V40H245ZM103 42H105V41H103ZM128 42H129V41H128ZM154 42H155V40H154ZM156 42H157V41H156ZM171 42H172V41H171ZM174 42H176V41H174ZM174 42H173V43H174ZM186 42H187V41H186ZM186 42H185V43H186ZM192 42H193V40H192ZM247 42H248V41H246V43H247ZM249 42L251 43V41H249ZM253 42H254V41H253ZM256 42H257V41H256ZM83 43H84V41H83ZM97 43H98V42H97ZM100 43H101V42H100ZM121 43H122V42H121ZM130 43H131V42H130ZM141 43H142V42H141ZM150 43H149V44H150ZM190 43H191V42H190ZM193 43H194V42H193ZM220 43H221V42H220ZM234 43H235V42H234ZM239 43H240V42H239ZM239 43H238V44H239ZM250 43H249V46H250ZM84 44H85V43H84ZM106 44H108L107 41H106ZM106 44H105L104 46H106ZM110 44H111V43H110ZM118 44H119V43H118ZM123 44H124V43H123ZM128 44H129V43H128ZM134 44H135V42H134ZM134 44H132V45L134 46ZM139 44H140V43H139ZM142 44H143V43H142ZM152 44H153V43H152ZM168 44H169V43H168ZM191 44H192V43H191ZM201 44H202V43H201ZM228 44H230V42H229ZM243 44H244V41H243ZM12 45H13V44H12ZM115 45H116V44H114V46H115ZM153 45H155V44H153ZM195 45H196V44H195ZM226 45H227V44H226ZM226 45H225V42H224V46H226ZM233 45H234V44H233ZM241 45H242V44H241ZM245 45H246V44H245ZM254 45H255V44H254ZM260 45H261V44H260ZM107 46H108V45H107ZM124 46H125V44H124ZM129 46H130V45H129ZM141 46H142V45H141ZM146 46H147V45H146ZM179 46H180V44H179ZM179 46H178V47H179ZM181 46H182V45H181ZM193 46H194V44H193ZM199 46H200V45H199ZM202 46H203V45H202ZM210 46H211V44H210ZM224 46H223V47H224ZM234 46H236V44H235ZM111 47H112V46H111ZM131 47H132V46H131ZM148 47H149V46H147V48H148ZM153 47H154V46H153ZM168 47H169V46H168ZM171 47H172V46H171ZM190 47H191V45H190ZM196 47H197V46H196ZM211 47H213V45H212ZM230 47H231V46H230ZM244 47H245V46H244ZM256 47H258V46H256ZM104 48H105V47H104ZM125 48H126V47H125ZM149 48H151V47H149ZM149 48H148V49H149ZM158 48H159V47H158ZM160 48H161V44H160ZM169 48H170V47H169ZM176 48H177V47H176ZM186 48H187V47H186ZM207 48H209V46H208ZM225 48H226V47H225ZM236 48H237V47H236ZM241 48H243V47H241ZM247 48H248V47H247ZM6 49H7V48H6ZM6 49H5V50H6ZM29 49H30V48H29ZM90 49H91V48H90ZM116 49H118V48H116ZM123 49H124V47H123ZM136 49H137V48H136ZM141 49L144 50L145 47H144V48L142 47ZM165 49H166V46H165ZM178 49H179V48H178ZM227 49H228V48H227ZM231 49H232V48H231ZM238 49H239V48H238ZM238 49H237V50H238ZM244 49H245V48H244ZM244 49H243V50H244ZM108 50H109V49H108ZM118 50H119V49H118ZM129 50H130V49H129ZM138 50H139V49H138ZM138 50H137V51H138ZM143 50L141 51L142 53H143ZM153 50H155V49L153 48ZM160 50H161V49H160ZM184 50H185V49H184ZM189 50H191V49H189ZM200 50H202V49H200ZM200 50H199V51H200ZM208 50H209V49H208ZM212 50H213V49H212ZM221 50H222V49H221ZM232 50H233V49H232ZM240 50L243 51L242 49H240ZM245 50H246V49H245ZM251 50H252V49H251ZM43 51H44V50H43ZM86 51H87V50H86ZM116 51H117V50H116ZM125 51H126V50H124V52H125ZM150 51H151V50H150ZM176 51H177V50H176ZM191 51H192V50H191ZM196 51H197V50H196ZM252 51H253V50H252ZM256 51H257V50H256ZM94 52H95V51H94ZM98 52H99V49H98ZM112 52H113V51H112ZM112 52H111V54H112ZM114 52H115V51H114ZM117 52H118V51H117ZM131 52H132V51H131ZM144 52H145V51H144ZM165 52H167V51H165ZM173 52H174V50H173ZM173 52H172V53H173ZM184 52H185V51H184ZM222 52H223V50H222ZM228 52H229V51H228ZM237 52H238V51H237ZM250 52H251V51H250ZM259 52H260V51H259ZM66 53H67V52H66ZM79 53H80V52H79ZM87 53H88V52H87ZM95 53H96V52H95ZM99 53H100V52H99ZM101 53H102V52H101ZM115 53H116V52H115ZM133 53H135V52H133ZM154 53H155V52H154ZM159 53H160V52H159ZM170 53H171V50H170ZM180 53H181V52H180ZM195 53H196V52H195ZM240 53H241V52H240ZM36 54H37V53H36ZM80 54H81V53H80ZM80 54H79V55H80ZM83 54H84V52H83ZM96 54H97V53H96ZM125 54H126V53H124V55H125ZM189 54H190V53H189ZM199 54H202V52H201V53L199 52ZM211 54H212V53H210V55H211ZM247 54H248V53H247ZM251 54H252V52H251ZM262 54H264V53H262ZM87 55H88V54H87ZM100 55H101V54H100ZM105 55H106V54H105ZM109 55H110V54H109ZM155 55H156V53H155ZM159 55H160V54H159ZM159 55H157V56H159ZM182 55H183V54H182ZM231 55H232V54H231ZM7 56H8V55H7ZM7 56H6V57H7ZM95 56H96V55H95ZM101 56H102V55H101ZM107 56H108V54H107ZM116 56H117V55H116ZM118 56H119V55H118ZM136 56H137V55H136ZM153 56H154V55H153ZM167 56H168V55H167ZM185 56H186V55H185ZM212 56H213V55H212ZM232 56H234V55H232ZM232 56H231V57H232ZM249 56H251V55L249 54ZM155 57H156V56H155ZM162 57H163V56H162ZM162 57H161V58H162ZM165 57H166V55H165ZM173 57H174V56H173ZM190 57H191V56H190ZM223 57H224V56H223ZM225 57H226V56H225ZM228 57H229V55H228ZM247 57H248V56H247ZM259 57H260V55H259ZM0 58H1V57H0ZM109 58H110V57H109ZM140 58H141V57H140ZM145 58H146V57H145ZM147 58H148V57H147ZM150 58H151V56H150ZM156 58H157V57H156ZM167 58H168V57H167ZM167 58H166V59H167ZM171 58H172V57H171ZM175 58H178V56L175 55V57H174L173 60H175ZM219 58H220V57H219ZM242 58H243V57H242ZM1 59H2V58H1ZM111 59H112V57H111ZM117 59H118V58H117ZM152 59H153V58H152ZM162 59H163V58H162ZM162 59H161V60H162ZM180 59H181V58H180ZM220 59H221V58H220ZM228 59H230V58H227V61H228ZM231 59H232V58H231ZM234 59H235V58H234ZM244 59H245V58H244ZM249 59H250V58H249ZM252 59H253V58H251V60H252ZM256 59H257V57H256ZM99 60H100V59H99ZM103 60H105V59H103ZM132 60H133V59H132ZM135 60H136V59H135ZM144 60H145V59H144ZM149 60H150V59H149ZM183 60H184V59H183ZM183 60L181 59V61H182L181 64L183 63ZM232 60H233V59H232ZM241 60H242V59H241ZM34 61H35V60H34ZM96 61H97V60H96ZM106 61H107V60H106ZM157 61H158V60H157ZM159 61H160V60H159ZM169 61H172V59H169ZM206 61H207V60H206ZM206 61H205V62H206ZM220 61H221V60H220ZM224 61H225V60H224ZM243 61H244V60H243ZM255 61H256V60H255ZM132 62H134V61H132ZM144 62H145V61H144ZM148 62H149V61H148ZM153 62H154V61H153ZM155 62H156V61H155ZM162 62H163V61H162ZM162 62H161V63H162ZM185 62H186V61H185ZM197 62H198V61H197ZM207 62H208V61H207ZM207 62H206V63H207ZM252 62H254V61H252ZM262 62H264V61H262ZM47 63H48V62H47ZM66 63H67V61H66ZM75 63H76V62H75ZM93 63H94V62H93ZM106 63H107V62H106ZM114 63H115V62H114ZM135 63H136V62H135ZM176 63H177V62H176ZM199 63H200V62H199ZM217 63H218V62H217ZM217 63H216V64H217ZM219 63H220V62H219ZM232 63H234V62H232ZM236 63H237V62H236ZM241 63H242V62H241ZM246 63H247V62H246ZM255 63H256V62H255ZM257 63L259 64V63H261V62H257ZM62 64H63V63H62ZM67 64H68V63H67ZM79 64H80V63H79ZM94 64H95V63H94ZM107 64H108V63H107ZM107 64H106V65H107ZM109 64H110V63H109ZM115 64H116V63H115ZM125 64H126V63H125ZM137 64H138V63H137ZM143 64H144V63H143ZM172 64H173V63H172ZM184 64H185V63H184ZM207 64H208V63H207ZM33 65H34V64H33ZM96 65H97V63H96ZM104 65H105V63H104ZM123 65H124V64H123ZM130 65H131V64H130ZM141 65H142V64H141ZM154 65H155V63H154ZM154 65H153V66H154ZM195 65H196V64H195ZM205 65H206V64H205ZM214 65H215V63H214ZM214 65H213V66H214ZM217 65H218V64H217ZM228 65H229V64H228ZM233 65H234V64H233ZM236 65L239 66L238 63H237ZM242 65H243V64H242ZM250 65H251V63H250ZM254 65H255V64H254ZM260 65H261V64H260ZM39 66H40V65H39ZM91 66H92V64H91ZM94 66H95V65H94ZM94 66H93V67H94ZM110 66H111V65H110ZM112 66H113V65H112ZM142 66H143V65H142ZM189 66H190V65H189ZM243 66H244V65H243ZM262 66H264V65H262ZM25 67H26V66H25ZM37 67H38V66H37ZM37 67H35V68H37ZM97 67H98V66H97ZM99 67H100V66H99ZM106 67H108V66H106ZM139 67H140V66H139ZM178 67H179V66H178ZM183 67H185V66H183ZM200 67H201V66H200ZM208 67H209V66H208ZM208 67H207V68H208ZM217 67H218V66H217ZM219 67H220V66H219ZM222 67H223V66H222ZM246 67H247V66H246ZM258 67H259V66H258ZM119 68H120V67H119ZM157 68H158V67H157ZM163 68H164V66H163ZM163 68H162V69H163ZM189 68H190V67H189ZM238 68H239V67H238ZM244 68H245V67H244ZM253 68H255V66H254ZM259 68H260V67H259ZM27 69H29V67H28ZM27 69H26V70H27ZM43 69H44V67H43ZM162 69H161V70H162ZM166 69H167V68H166ZM190 69H191V68H190ZM210 69H211V68H210ZM220 69H221V68H220ZM236 69H237V68H236ZM261 69L264 70V68H260V70H261ZM38 70H39V69H38ZM38 70H37V71H38ZM46 70H47V69H46ZM98 70L101 71L100 69H98ZM106 70H107V69H106ZM114 70H115V69H114ZM182 70H183V69H182ZM185 70H186V69H185ZM195 70H196V69H195ZM195 70H194V71H195ZM202 70H203V69H202ZM214 70H216V69L214 68ZM218 70H219V69H218ZM231 70H232V69H231ZM233 70H234V69H233ZM238 70L240 71V69H238ZM252 70H253V69H251V71H252ZM15 71H16V70H15ZM43 71H44V70H43ZM43 71H42V73H43ZM102 71H103V68H102ZM158 71H159V70H158ZM183 71H184V70H183ZM192 71H193V70H192ZM210 71H211V70H210ZM227 71H228V70H227ZM227 71H226V72H227ZM236 71H237V70H236ZM241 71H242V70H241ZM244 71H246V70H243L242 72H244ZM56 72H57V71H56ZM94 72H96V71H94ZM174 72H175V74H176V71H174ZM180 72H181V71H180ZM204 72H205V70H204ZM257 72H258V71H257ZM257 72H256V73H257ZM28 73H29V70H28ZM106 73H107V72H106ZM178 73H179V72H178ZM195 73H196V72H195ZM210 73H211V72H210ZM229 73H230V72H229ZM251 73H252V72H251ZM121 74H122V73H121ZM123 74H124V73H123ZM169 74H170V73H169ZM191 74H192V73H191ZM197 74H198V72H197ZM197 74H196V75H197ZM211 74H212V73H211ZM227 74H228V73H227ZM246 74H247V73H246ZM260 74H261V72H260ZM262 74H264V73H262ZM25 75H26V74H25ZM28 75H29V74H28ZM42 75H43V74H42ZM78 75H79V74H78ZM92 75H93V74H92ZM94 75H95V73H94ZM97 75H98V73H97ZM103 75H104V74H103ZM109 75H110V74H109ZM142 75H143V71H142ZM155 75H156V74H155ZM162 75H163V74H162ZM165 75H166V74H165ZM200 75H201V74H200ZM205 75H206V74H205ZM205 75H204V76H205ZM212 75H213V74H212ZM216 75L218 76L219 74L216 72ZM243 75H244V74H243ZM257 75H259V74H257ZM31 76H32V75H31ZM34 76H35V75H34ZM37 76H38V75H37ZM44 76H45V74H44ZM112 76H113V75H112ZM122 76H123V75H122ZM122 76H120V77H122ZM140 76H141V75H140ZM192 76H193V75H192ZM192 76H191V77H192ZM214 76H215V75H214ZM229 76H230V74H229ZM235 76H236V75H235ZM261 76L264 77V75H261ZM17 77H19V76H17ZM27 77H29V76H27ZM62 77H63V74H62ZM91 77H92V76H91ZM103 77H104V76H103ZM105 77H106V76H105ZM109 77H111V76H109ZM116 77H117V75H116ZM125 77H126V76H125ZM125 77H123V78H125ZM135 77H136V75H135ZM144 77H145V76H144ZM155 77H156V76H155ZM157 77H158V75H157ZM157 77H156V78H157ZM160 77H161V76H160ZM165 77H166V76H165ZM194 77L196 78V76H194ZM194 77H193V78H194ZM244 77H245V76H244ZM253 77H254V76H253ZM63 78H64V77H63ZM65 78H66V77H65ZM81 78H82V77H81ZM85 78H86V77H85ZM100 78H101V75H100ZM113 78H114V77H113ZM113 78H112V81H113ZM140 78H141V77H140ZM140 78H138V79H140ZM162 78H163V77H162ZM188 78H189V76H188ZM211 78H212V77H211ZM223 78H224V77H223ZM43 79H44V78H43ZM101 79H102V78H101ZM117 79H118V78H117ZM121 79H122V78H121ZM163 79H164V78H163ZM204 79H205V77H204ZM209 79H210V78H209ZM221 79H222V78H221ZM244 79H246V78H244ZM249 79H250V78H249ZM262 79H264V78H262ZM3 80H4V79H3ZM29 80H30V79H29ZM47 80H48V79H47ZM93 80H94V79H93ZM93 80H92V82H94ZM104 80L106 81V79H104ZM152 80H153V78H152ZM170 80H171V79H170ZM170 80H169V81H170ZM206 80H207V79H206ZM212 80H213V78H212ZM215 80H216V79H215ZM230 80H231V79H230ZM251 80H252V79H251ZM19 81H20V80H19ZM25 81H26V79H25ZM41 81H42V80H41ZM44 81H45V80H44ZM55 81H56V79H55ZM57 81H58V80H57ZM118 81H119V80H118ZM120 81H121V80H120ZM141 81H142V80H141ZM153 81H154V80H153ZM160 81H161V80H160ZM203 81H204V80H203ZM242 81H243V80H242ZM247 81H249V80H247ZM256 81H257V80H256ZM11 82H12V81H11ZM45 82H46V81H45ZM95 82H96V81H95ZM109 82H110V80H109ZM156 82H157V81H156ZM178 82H179V81H178ZM188 82H189V81H188ZM200 82H201V81H200ZM207 82H208V81H207ZM234 82H235V81H234ZM14 83H15V82H14ZM20 83H22V82H20ZM42 83H43V82H42ZM90 83H91V82H90ZM90 83H89V84H90ZM152 83H153V82H152ZM154 83H155V82H154ZM158 83H159V80H158ZM162 83H163V82H162ZM168 83H169V82H168ZM179 83H180V82H179ZM205 83H206V82H205ZM210 83H211V82H210ZM247 83H248V82H247ZM95 84H96V83H95ZM108 84H109V83H108ZM141 84H142V83H141ZM155 84H156V83H155ZM160 84H161V83H160ZM181 84H182V83H181ZM249 84H250V83H249ZM251 84H252V83H251ZM27 85H28V84H27ZM32 85H33V83H32ZM46 85H47V84H46ZM90 85H91V84H90ZM93 85H94V84H93ZM93 85H91V86H93ZM150 85H151V84H150ZM150 85H149V86H150ZM207 85H208V84H207ZM232 85H233V84H232ZM243 85H244V84H243ZM253 85H254V84H253ZM102 86H103V85H102ZM152 86H153V85H152ZM161 86H162V85H161ZM181 86H182V85H181ZM200 86H201V84H200ZM236 86H237V85H236ZM258 86L261 87V85H258ZM258 86H256V87H258ZM29 87H30V86H29ZM56 87H57V86H56ZM73 87H74V85H73ZM95 87H96V86H95ZM107 87L110 88L109 86H107ZM107 87H105V89H107ZM158 87H159V86H158ZM168 87H169V86H168ZM212 87H213V85H212ZM254 87H255V86H254ZM58 88H59V87H58ZM93 88H94V87H93ZM103 88H104V86H103ZM155 88H156V87H155ZM155 88H154L155 92H156V90L158 91V89H157V88L155 89ZM173 88H174V87H173ZM207 88H208V87H207ZM214 88H215V87H214ZM218 88H219V86H218ZM245 88H246V86H245ZM258 88H259V87H258ZM258 88H257V90H258ZM262 88H264V86H262ZM34 89H36V88H34ZM79 89H80V88H79ZM89 89H90V88H89ZM95 89H96V88H95ZM143 89H147V88H144V87H143ZM160 89H161V87H160ZM162 89H163V88H162ZM175 89H176V88H175ZM197 89H198V88H197ZM240 89H241V88H240ZM246 89L248 90V88H246ZM42 90H43V89H42ZM61 90H62V89H61ZM77 90H78V89H77ZM92 90H93V89H92ZM103 90H104V89H103ZM148 90H149V89H148ZM163 90H164V89H163ZM188 90H190V89H188ZM226 90H227V89H226ZM253 90H254V89H253ZM253 90H252V91H253ZM22 91H23V90H22ZM78 91L80 92V90H78ZM78 91H77V93H79ZM112 91H113V90H112ZM130 91H131V90H130ZM141 91H142V90H141ZM146 91H147V90H146ZM152 91H153V89H152ZM177 91H178V90H177ZM182 91H183V90H182ZM195 91H196V90H195ZM232 91H233V90H232ZM42 92H43V91H42ZM88 92H89V90H88ZM94 92H95V91H94ZM153 92H154V91H153ZM185 92H186V91H185ZM209 92H210V91H209ZM226 92H227V91H226ZM234 92H235V91H234ZM241 92H242V91H241ZM246 92H247V91H246ZM260 92H261V91H260ZM19 93H21V92H19ZM58 93H59V92H58ZM75 93H76V91H75ZM83 93H84V92H83ZM103 93H104V92H103ZM143 93H144V92H143ZM157 93H158V92H157ZM166 93H167V92H166ZM182 93H183V92H182ZM182 93H181V91H180V94H182ZM188 93H189V91H188ZM196 93H197V92H196ZM212 93H213V91H211V94H212ZM228 93H229V92H228ZM239 93H240V91H239ZM254 93H256V92L254 91ZM81 94H82V93H81ZM84 94H85V93H84ZM97 94H98V93H97ZM99 94H100V93H99ZM99 94H98V95H99ZM136 94H137V93H136ZM171 94H172V92H171ZM207 94H208V92H207ZM215 94H217L216 91H215ZM221 94H222V93H221ZM257 94H258V93H257ZM24 95H25V93H24ZM37 95H38V94H37ZM42 95H43V94H42ZM118 95H120V94H118ZM163 95H164V94H163ZM168 95H169V92H168ZM172 95H173V94H172ZM189 95H190V94H189ZM199 95H200V94H199ZM204 95H205V94H204ZM237 95H238V94H237ZM261 95H262V94H261ZM80 96H81V95H80ZM123 96H124V95H123ZM130 96H131V95H130ZM135 96H136V95H135ZM159 96H160V95H159ZM169 96H170V95H169ZM176 96H177V95H176ZM213 96H215V95H213ZM227 96H228V94H227ZM227 96H224V97L227 98ZM36 97H37V96H36ZM64 97H65V96H64ZM76 97H77V96H76ZM96 97H97V96H96ZM136 97H137V96H136ZM138 97H139V96H138ZM170 97H171V96H170ZM174 97H175V96H174ZM184 97H185V96H184ZM207 97H209V94H208ZM210 97H211V96H210ZM215 97H216V96H215ZM241 97H242V96H241ZM78 98L81 99V98L79 97V94H78ZM85 98H87V96H86ZM99 98H100V97H99ZM105 98H106V96H105ZM117 98H118V97H117ZM119 98H120V97H119ZM151 98H152V97H151ZM161 98H166V97H161ZM180 98H181V97H180ZM182 98H183V97H182ZM196 98H197V96H196ZM213 98H214V97H213ZM231 98H232V97H231ZM233 98H234V96H233ZM248 98H249V97H248ZM58 99H59V98H57V100H58ZM75 99L77 100V98H75ZM82 99H83V98H82ZM82 99H81V100H82ZM103 99H104V96H103ZM106 99H107V98H106ZM108 99H109V98H108ZM152 99H153V98H152ZM183 99H184V98H183ZM186 99H187V98H186ZM203 99H204V98H203ZM209 99H210V98H209ZM214 99H215V98H214ZM222 99H223V98H222ZM249 99H250V98H249ZM59 100H60V99H59ZM93 100H94V99H93ZM100 100H101V99H100ZM104 100H105V99H104ZM120 100H121V99H120ZM131 100H133V98H132ZM164 100H165V99H164ZM170 100H171V99H170ZM170 100H169V101H170ZM174 100H175V98H174ZM174 100H173V101H174ZM200 100H201V99H200ZM212 100H213V99H212ZM218 100L220 101V99H218ZM232 100H233V99H232ZM235 100H236V99H235ZM244 100H245V99H244ZM251 100H252V99H251ZM77 101H78V100H77ZM77 101H76V102H77ZM83 101H84V100H83ZM83 101H81V102H83ZM87 101H88V100H87ZM107 101H108V100H107ZM107 101H106V102H107ZM123 101H125V100H123ZM126 101H127V100H126ZM135 101H136V100H135ZM149 101H150V100H149ZM149 101H148V103H149ZM171 101H172V100H171ZM184 101H185V99H184ZM188 101H189V100H188ZM192 101H193V100H192ZM213 101H214V100H213ZM230 101H231V99H230ZM233 101H234V100H233ZM246 101H247V100H246ZM257 101L259 102L260 100H257ZM93 102H94V101H93ZM102 102H103V101H102ZM104 102H105V101H104ZM141 102H142V101H141ZM152 102H153V101H152ZM162 102H163V101H162ZM185 102H187V101H185ZM185 102H184V103H185ZM204 102H205V101H204ZM225 102H226V100H225ZM228 102H229V101H228ZM234 102H236V101H234ZM238 102H239V101H238ZM242 102H243V99H242ZM249 102H250V101H249ZM254 102H255V100H254ZM0 103H1V102H0ZM21 103H22V102H21ZM36 103H37V102H36ZM36 103H35V104H36ZM60 103H61V101H60ZM66 103H68V102H66ZM69 103H70V102H69ZM84 103H85V102H84ZM84 103H83V104H84ZM90 103H91V102H90ZM90 103H89V104H90ZM96 103H97V102H96ZM108 103H109V102H108ZM118 103H119V102H118ZM123 103H124V102H123ZM132 103H133V102H132ZM132 103H131V105H132ZM150 103H151V102H150ZM150 103H149V104H150ZM177 103H178V102H177ZM179 103H180V105H181V101H180ZM179 103H178V104H179ZM188 103L190 104V102H188ZM216 103H217V101H216ZM219 103H220V102H219ZM226 103H227V102H226ZM232 103H233V102H232ZM236 103H237V102H236ZM244 103H245V102H244ZM262 103H264V102H262ZM22 104H23V103H22ZM31 104H32V103H31ZM99 104H100V103H99ZM156 104H157V102H156ZM170 104H171V103H170ZM189 104H186V103H185V105H189ZM199 104H200V103H199ZM205 104H206V103H205ZM217 104H218V103H217ZM234 104H235V103H234ZM237 104L240 105L239 103H237ZM62 105H63V104H62ZM94 105H96V104H94ZM124 105H126V104H124ZM127 105H128V104H127ZM131 105H129L128 107H130ZM157 105H159V103H158ZM167 105H168V104H167ZM167 105H166V106H167ZM190 105H191V104H190ZM215 105H216V104H215ZM219 105H220V104H219ZM226 105H227V104H226ZM238 105H237V108H238ZM247 105H248L247 108L251 107V106L249 105V103H247ZM257 105H258V104H257ZM31 106H32V105H31ZM53 106H55V105H53ZM56 106H57V104H56ZM56 106H55V107H56ZM74 106H75V105H74ZM84 106H85V105H84ZM84 106H83V107H84ZM99 106H100V105H99ZM132 106H134V105H132ZM137 106H138V105H137ZM145 106H146V105H145ZM148 106H149V105H148ZM150 106H151V105H150ZM160 106H161V105H160ZM171 106H172V105H171ZM174 106H175V105H174ZM174 106H173V107H174ZM191 106H192V105H191ZM208 106H209V105H208ZM230 106H231V105H230ZM253 106H254V104H253ZM51 107H52V106H51ZM96 107H97V106H96ZM101 107H102V106H101ZM122 107H123V106H122ZM135 107H136V106H135ZM140 107H141V106H140ZM162 107H163V106H162ZM164 107H165V106H164ZM164 107H163V108H164ZM173 107H171V108H173ZM194 107H195V106H194ZM255 107H257V106H255ZM70 108H71V107H70ZM75 108H76V107H75ZM79 108H80V107H79ZM87 108H88V107H87ZM90 108H91V107H90ZM99 108H100V107H99ZM99 108L97 107V109H99ZM103 108H104V107H103ZM105 108H106V107H105ZM138 108H139V107H138ZM143 108H144V107H143ZM154 108H155V107H154ZM218 108H219V107H218ZM226 108H227V107H226ZM229 108H230V107H229ZM50 109H51V108H50ZM73 109H74V107H73ZM84 109H85V108H84ZM84 109H83V110H84ZM141 109H142V108H141ZM144 109H145V108H144ZM167 109H168V107H167ZM183 109H184V107H183ZM214 109H215V107H214ZM227 109H228V108H227ZM243 109H244V106H243ZM71 110H72V109H71ZM130 110H132V107H131ZM134 110L136 111V109H134ZM152 110H153V108H152ZM152 110H151V111H152ZM179 110H180V109H179ZM179 110H178V111H179ZM181 110H182V109H181ZM184 110H185V109H184ZM184 110H183V111H184ZM194 110H195V109H194ZM197 110H198V109H196V111H197ZM201 110H202V109H201ZM205 110H206V109H205ZM207 110H208V109H207ZM210 110H211V109H210ZM212 110H213V109H212ZM224 110H226V109H224ZM255 110H256V108H255ZM261 110H262V109H261ZM261 110H260V111H261ZM39 111H41V110L39 109ZM73 111H74V110H73ZM85 111H86V110H85ZM135 111H134V112H135ZM167 111H168V110H167ZM215 111H216V109H215ZM226 111H228V110H226ZM226 111H225V112H226ZM258 111H259V110H258ZM37 112H38V111H37ZM47 112H48V111H47ZM66 112H67V111H66ZM81 112H82V109H81ZM153 112H154V111H153ZM155 112H156V111H155ZM165 112H166V111H165ZM169 112H171V111H169ZM179 112H180V111H179ZM189 112H190V111H189ZM197 112H198V111H197ZM201 112H202V111H201ZM228 112H229V111H228ZM256 112H257V111H256ZM84 113H85V112H84ZM88 113H89V110H88ZM93 113H94V112H93ZM102 113H103V112H102ZM123 113H125V112H124V109H123ZM130 113H132V112L130 111ZM145 113H146V112H145ZM145 113H144V114H145ZM156 113H157V112H156ZM183 113H184V112H183ZM187 113H188V112H187ZM194 113H195V112H193V114H194ZM206 113H207V112H206ZM216 113H217V112H216ZM216 113H215V114H216ZM240 113H241V112H240ZM253 113H254V111H253ZM257 113H259V112H257ZM261 113H262V112H261ZM16 114H17V113H16ZM80 114H81V113H80ZM86 114H87V113H86ZM91 114H92V112H91ZM142 114H143V113H142ZM154 114H155V113H154ZM174 114H175V112H174ZM191 114H192V113L190 112L189 115L191 116ZM57 115H58V114H57ZM65 115H66V114H65ZM83 115H84V114H82V116H83ZM92 115H94V114H92ZM95 115H96V114H95ZM118 115H119V113H118ZM120 115H121V114H120ZM125 115H126V114H125ZM138 115H139V114H138ZM156 115H157V114H156ZM175 115H176V114H175ZM175 115H173V116H174L175 118H177ZM177 115H178V114H177ZM199 115H200V113H199ZM212 115L214 116V114H212ZM220 115H221V114H220ZM228 115H230V114L228 113ZM236 115H237V114H236ZM248 115H249V114H248ZM248 115H247V117H248ZM40 116H41V115H40ZM72 116H73V115H72ZM75 116H76V114H75ZM82 116H80V117H82ZM89 116H91V115H89ZM113 116H115V115H113ZM129 116H131V115L129 114ZM140 116H141V115H140ZM140 116H138V117H140ZM145 116H146V115H145ZM157 116H158V115H157ZM159 116H160V115H159ZM173 116L171 115V117H173ZM178 116H179V115H178ZM183 116H184V115H183ZM183 116H182V114H181L182 119H183ZM197 116H198V115H197ZM230 116H231V115H230ZM230 116H227V118L230 117ZM251 116H252V115H251ZM256 116H257V115H256ZM262 116H264V115H262ZM53 117H54V116H53ZM115 117H117V116H115ZM181 117H178V119L181 118ZM191 117H192V116H191ZM195 117H196V116H195ZM225 117H226V116H225ZM254 117H255V116H254ZM59 118H60V117L58 116V119H59ZM64 118H65V117H64ZM64 118H63V119H64ZM87 118H88V117H87ZM125 118H126V117H125ZM150 118H151V117H150ZM157 118H159V117H157ZM161 118H163V116H162ZM169 118H170V117H169ZM186 118H189V117H186ZM198 118H199V116H198ZM231 118H232V117H231ZM233 118H234V117H233ZM252 118H253V116H252ZM53 119H54V118H53ZM56 119H57V117L55 118V120H56ZM58 119H57V120H58ZM60 119H61V118H60ZM65 119H66V118H65ZM73 119H75V118H73ZM117 119H118V117H117ZM139 119H140V118H139ZM171 119H172V118H171ZM171 119H170V120H171ZM184 119H185V118H184ZM201 119H202V118H200L199 120H201ZM204 119H206V118H204ZM209 119H210V117H209ZM212 119H213V118H212ZM214 119H215V118H214ZM247 119H248V118H247ZM6 120H7V119H6ZM41 120H42V119H41ZM100 120H101V119H100ZM148 120H149V119H148ZM152 120H153V119H152ZM157 120H158V119H157ZM175 120H176V119H175ZM202 120H203V119H202ZM216 120H217V119H216ZM220 120H221V119H220ZM224 120H225V119H224ZM229 120H230V119H229ZM242 120H243V116H242ZM250 120H254V119H250ZM21 121H22V120H21ZM42 121H43V120H42ZM73 121H74V120H73ZM77 121H78V120H77ZM105 121L107 122V120H105ZM159 121H161V120H159ZM168 121H169V120H168ZM172 121H173V123H174V120H173V119H172ZM172 121H171V122H172ZM179 121L183 123V121H181V120H179ZM179 121H178V122H179ZM208 121H210V120H208ZM211 121H212V120H211ZM217 121H218V120H217ZM239 121H240V120H239ZM257 121H258V120H257ZM60 122H62V121H60ZM115 122H116V121H115ZM119 122H120V121H119ZM135 122H136V121H135ZM157 122H158V121H157ZM157 122H156V123H157ZM162 122H163V121H162ZM171 122H170V123H171ZM191 122H193V121H191ZM191 122L189 121V123H191ZM198 122H199V121H198ZM198 122H197V123H198ZM215 122H216V121H215ZM220 122H221V121H220ZM226 122H227V121H226ZM228 122H229V121H228ZM228 122H227V125L229 124ZM242 122H243V121H242ZM245 122H246V120H245ZM248 122H249V121H248ZM250 122H251V121H250ZM110 123H111V121H110ZM110 123H109V124H110ZM116 123H117V122H116ZM120 123H121V122H120ZM141 123H142V118H141ZM168 123H169V122H168ZM202 123H203V122H202ZM207 123H209V122H207ZM230 123H231V122H230ZM232 123H233V121H232ZM252 123H253V122H252ZM49 124H50V123H49ZM74 124H75V123H74ZM114 124H115V123H114ZM118 124H119V123H117L116 126H117ZM137 124H140V123H137ZM160 124H162V123L159 122V125H160ZM163 124H165V122H164ZM210 124H211V123H210ZM210 124H208V125L210 126ZM217 124H219V123H217ZM237 124H238V123H237ZM240 124H241V123H240ZM242 124H243V123H242ZM242 124H241V126L243 127ZM246 124H247V122H246ZM259 124H260V123H259ZM34 125H35V124H34ZM45 125H47V124H45ZM85 125H86V124H85ZM121 125H122V124H121ZM134 125H135V124H134ZM142 125H143V127L146 128V126H145L144 124H142ZM142 125H141V127H142ZM156 125H157V124H156ZM156 125H155V127H156ZM165 125H166V124H165ZM165 125H164V126H165ZM168 125H169V124H168ZM186 125H187V124H183V126H186ZM190 125H191V124H189V127H190ZM193 125H195V124H193ZM198 125L201 126V124H199V123H198ZM198 125H197L196 127H198ZM205 125H206V124H205ZM229 125H230V124H229ZM231 125H232V124H231ZM231 125H230V128H232ZM127 126H128V125H127ZM137 126L140 127V125H137ZM147 126H148V125H147ZM152 126H153V125H152ZM161 126H162V125H161ZM221 126H222V124H221ZM245 126H246V125H245ZM248 126H249V125H248ZM260 126H261V124H260ZM81 127H82V126H81ZM111 127H112V126H111ZM128 127H129V126H128ZM172 127H173V126H172ZM180 127H181V126H180ZM186 127H188V126H186ZM205 127H206V126H205ZM215 127H216V126H215ZM225 127H227V126H225ZM225 127H224V129H225ZM238 127H239V126H238ZM249 127H250V126H249ZM261 127H262V126H261ZM118 128H119V127H118ZM193 128H194V127H193ZM198 128H199V127H198ZM211 128H212V127H210V129H211ZM110 129H111V128H110ZM126 129H127V128H126ZM140 129H141V128H140ZM140 129H139V130H140ZM158 129H159V128H158ZM158 129H157V130H158ZM169 129H170V128H169ZM169 129H167V130H169ZM181 129H182V128H181ZM187 129H188V128H187ZM187 129L185 128V131H186ZM205 129H206V128H205ZM205 129H204V130H205ZM217 129H218L217 132H219V128H217ZM251 129H252V128H251ZM104 130H105V129H104ZM145 130H146V129H145ZM149 130H150V128H149ZM170 130H171V129H170ZM177 130H178V129H177ZM182 130H183V129H182ZM194 130H195V128L193 129V131H194ZM197 130H199V129H197ZM200 130H201V129H200ZM211 130H212V129H211ZM220 130H221V129H220ZM227 130H228V129H227ZM230 130H231V129H230ZM234 130H235V129H234ZM236 130L239 131V130H241V129L239 128V130H238V128H236ZM258 130H259V129H258ZM261 130H262V129H260V131H261ZM14 131H15V130H14ZM21 131H22V130H21ZM21 131H20V132H21ZM124 131H125V130H124ZM147 131H148V130H147ZM179 131H180V130H179ZM179 131H177V132H179ZM187 131H188V130H187ZM207 131H208V129H207ZM207 131H205V132L207 133ZM225 131H226V129H225ZM231 131H232V130H231ZM246 131L248 132L249 130H246ZM252 131H253V130H252ZM82 132H83V131H82ZM126 132H127V131H126ZM126 132H125V133H126ZM143 132H144V130H143ZM159 132H160V131H159ZM169 132H170V131H169ZM177 132H176V133H177ZM182 132H184V131H182ZM194 132L197 133L196 131H194ZM199 132H201V131H199ZM205 132H204V133H205ZM221 132H222V130H221ZM228 132H229V131H228ZM247 132H246V135H247ZM258 132H259V131H258ZM261 132H262V131H261ZM69 133H70V132H69ZM140 133H141V132H140ZM144 133H145V132H144ZM144 133H143V134H144ZM165 133H166V132H165ZM180 133H181V131H180ZM214 133H215V132H214ZM230 133L233 134V131L230 132ZM236 133H237V132H236ZM236 133H234V134H236ZM240 133H241V132H240ZM240 133H239V134H240ZM248 133L253 134L252 132H248ZM255 133H256V132H255ZM255 133H254V135H255ZM14 134H15V133H14ZM19 134H20V133H19ZM98 134H99V133H98ZM129 134H131V133L129 132ZM177 134H178V133H177ZM181 134H183V133H181ZM192 134H193V133H192ZM207 134H209V133H207ZM217 134H218V133H217ZM217 134H216V135H217ZM219 134H220V132H219ZM244 134H245V133H244ZM258 134H259V133H258ZM41 135H42V134H41ZM144 135H145V134H144ZM144 135H143V136H144ZM163 135H164V134H163ZM165 135H166V134H165ZM167 135H169V134H167ZM173 135H174L173 137L175 138V134H173ZM178 135L180 136V134H178ZM196 135H198V134H196ZM5 136H6V135H5ZM10 136H11V135H10ZM62 136H63V135H62ZM148 136H149V135H148ZM148 136H147V137H148ZM153 136H154V135H153ZM161 136H162V134H161ZM200 136H201V135H200ZM203 136H204V135H203ZM206 136H207V135H206ZM211 136H212V135H211ZM221 136H222V135H221ZM221 136H219V137H221ZM225 136H226V135H225ZM239 136H240V138H241V135H239ZM242 136H243V135H242ZM259 136H260V135H259ZM80 137H81V136H80ZM122 137H123V136H122ZM129 137H130V136H129ZM129 137H127V140H128ZM145 137H146V136H145ZM155 137H156V135H155ZM155 137H154V138H155ZM165 137H166V136H165ZM171 137H172V136H171ZM181 137H182V136H181ZM184 137H185V136H184ZM184 137H182V138H184ZM194 137L201 139V137H197V136H194ZM204 137H205V136H204ZM228 137H229V136H228ZM232 137H233V136H232ZM236 137H238V136H236ZM236 137L234 136L233 138H236ZM137 138H139V136H138ZM152 138H153V137H152ZM152 138H151V139H152ZM161 138H163V137H161ZM167 138H168V137H167ZM177 138H178V137H177ZM196 138H195V139H196ZM209 138H210V137H209ZM252 138H254V137H252ZM258 138H260V137H258ZM10 139H12V138H10ZM146 139H149V138H146ZM151 139H150V140H151ZM156 139H157V138H155V141H156ZM172 139H173V138H172ZM179 139H180V138H179ZM179 139H178V140H179ZM203 139H204V138H203ZM205 139H206V138H205ZM213 139H215V138H213ZM18 140H19V139H18ZM27 140H28V139H27ZM27 140H26V141H27ZM116 140H117V139H116ZM150 140H149V141H150ZM152 140H153V139H152ZM178 140H177V141H178ZM189 140H191V139H189ZM197 140H198V139H197ZM209 140H210V139H209ZM211 140H212V139H211ZM217 140H218V137H217ZM224 140H225V139H224ZM232 140H233V139H232ZM250 140H252V139H250ZM261 140H262V138H261ZM5 141H6V140H5ZM120 141H121V140H120ZM144 141H145V140H144ZM149 141L147 140V142H149ZM180 141H181V140H180ZM186 141H187V140H186ZM194 141H195V140H194ZM204 141L206 142V140H204ZM225 141H226V140H225ZM234 141H237V140L235 139ZM30 142H31V141H30ZM34 142H35V141H34ZM50 142H51V141H50ZM139 142H141V141H139ZM145 142H146V141H145ZM152 142H154V141H152ZM152 142H150V143H152ZM170 142H171V141H170ZM174 142H176V141H174ZM181 142H183V141H181ZM188 142H189V145H188V146H190V143H191V142H190V141H188ZM205 142H203V143L205 144ZM210 142H211V141H210ZM237 142H239V141H237ZM22 143H23V142H22ZM45 143H46V142H45ZM126 143H127V142H126ZM166 143H167V142H166ZM171 143H172V142H171ZM176 143H177V142H176ZM196 143H197V142H196ZM213 143H214V142H213ZM215 143H216V139H215ZM226 143H227V141H226ZM229 143H230V142H229ZM233 143H234V142H233ZM239 143H240V142H239ZM248 143H249V142H248ZM255 143H256V142H255ZM261 143H262V142H261ZM114 144H116V143H114ZM143 144H144V142H143ZM153 144H154V143H153ZM155 144H156V143H155ZM155 144H154V146H155ZM163 144H164V143H163ZM186 144H188V143H186ZM198 144H200V143H198ZM201 144H202V142H201ZM211 144H212V143H211ZM218 144L221 145L222 143L220 144V142H219ZM240 144H241V143H240ZM121 145H123V143H121ZM127 145H128V144H127ZM134 145H135V144H134ZM150 145H151V144H150ZM168 145H170V144H168ZM171 145H173V144H171ZM171 145H170V148L172 147ZM192 145H193V142H192ZM195 145H196V144H195ZM212 145H213V144H212ZM223 145H224V147H225V144H223ZM233 145H234V144H233ZM237 145H238V144H237ZM241 145H243V144H241ZM241 145H240V146H241ZM111 146H112V145H111ZM125 146H126V145H125ZM151 146H152V145H151ZM186 146H187V145H186ZM186 146H185V147H186ZM188 146H187V147H188ZM193 146H194V145H193ZM196 146H197V145H196ZM205 146H206V145H205ZM205 146H204V147H205ZM210 146H211V145H210ZM210 146H208V148H209ZM244 146H245V145H244ZM249 146H250V145H249ZM262 146H264V145H262ZM27 147H28V145H27ZM29 147H30V146H29ZM34 147H35V146H34ZM120 147H121V146H120ZM122 147H123V146H122ZM136 147H137V146H136ZM143 147H144V146H143ZM148 147H149V146H148ZM157 147H158V146H157ZM157 147H155L156 149L154 148L156 151H157V149H158ZM182 147H183V146H182ZM182 147H181V148H182ZM187 147H186V149H187ZM191 147H192V146H191ZM199 147H201V146L199 145ZM222 147H223V146H222ZM9 148H10V147H9ZM9 148H7V149L9 150ZM51 148H52V147H51ZM74 148H75V147H74ZM117 148H119V147H117ZM128 148H130V147L128 146ZM151 148H152V147H151ZM160 148H161V147H160ZM163 148H164V147H163ZM179 148H180V147H179ZM181 148H180V149H181ZM197 148H198V147H197ZM211 148H212V147H211ZM214 148H215V146H214ZM217 148H219V147H217ZM230 148H231V146H230ZM113 149H114V148H113ZM134 149H135V148H134ZM140 149H141V148H140ZM152 149H153V148H152ZM161 149H162V148H161ZM161 149H159V150H161ZM164 149H165V148H164ZM191 149H192V148H191ZM193 149H194V148H193ZM193 149H192V150H193ZM202 149H203V148H202ZM202 149H201V150H202ZM233 149H235V147H234ZM233 149H232V150H233ZM239 149H240V148H239ZM249 149H250V148H249ZM249 149L247 150L248 152H249ZM35 150H36V149H35ZM149 150H150V149H149ZM182 150H183V149H182ZM192 150H191L190 152H192ZM194 150H195V149H194ZM196 150H197V152H198V149H196ZM214 150H215V149H214ZM219 150H221V149L219 148ZM219 150H218V151L215 150V151H216V152H219ZM227 150L229 151V149H227ZM232 150H231V151H232ZM242 150H243V149H242ZM242 150H241V151H242ZM104 151H105V150H104ZM106 151H107V150H106ZM124 151H125V149H124ZM161 151H162V150H161ZM185 151H186V150H185ZM209 151H210V150H209ZM223 151H224V150H223ZM231 151H230V152H231ZM247 151H246V152H247ZM14 152H15V151H14ZM95 152H96V151H95ZM100 152H101V151H100ZM107 152H108V151H107ZM119 152H120V151H119ZM129 152H130V150H129ZM142 152H143V151H142ZM150 152H151V151H150ZM176 152H177V151H176ZM188 152H189V151H188ZM193 152H196V151H193ZM193 152H192V153H193ZM200 152H201V151H200ZM232 152H233V151H232ZM67 153H68V152H67ZM70 153H71V152H70ZM130 153H131V152H130ZM152 153H153V152H152ZM152 153H151V154H152ZM156 153H158V152H156ZM161 153H162V152H161ZM161 153H160V154H161ZM169 153H170V152H169ZM236 153H237V152H236ZM242 153L244 154V152H242ZM1 154H3V153H1ZM37 154H38V153H37ZM95 154L97 155V153H95ZM100 154H101V153H100ZM118 154H120V153H118ZM121 154H122V153H121ZM140 154H141V153H140ZM148 154H149V152H148ZM199 154H200V153H199ZM205 154H206V153H205ZM232 154H233V153H232ZM250 154H251V153H250ZM131 155H132V154H131ZM134 155H136V154L134 153ZM137 155H138V154H137ZM145 155H146V154H145ZM154 155H155V154H154ZM163 155H164V154H163ZM169 155H170V157H171L172 155H174V153L169 154ZM178 155L183 156V155H181V154H178ZM190 155H191V154H190ZM190 155H189V157H190ZM192 155H194V153H193ZM196 155L198 156L197 153H196ZM200 155H201L200 157L198 156L199 158L202 157V153H201ZM226 155H227V154H226ZM239 155H240V154H239ZM239 155H238V156H239ZM244 155H248V154L245 153ZM261 155H262V154H261ZM68 156H69V155H68ZM84 156H85V154H84ZM111 156H113V155H111ZM129 156H130V155H129ZM138 156H139V155H138ZM138 156H137V158H138ZM142 156H143V155H142ZM149 156H150V155H149ZM151 156H152V155H151ZM158 156H159V155H158ZM207 156H208V155H207ZM217 156H218V155H217ZM228 156H229V155H228ZM230 156H231V154H230ZM1 157H2V155H1ZM78 157H79V155H78ZM105 157L108 158L107 156H105ZM113 157H114V156H113ZM132 157H133V156H132ZM146 157H147V155H146ZM152 157H153V156H152ZM152 157H151V158H152ZM156 157H157V156H156ZM161 157H162V156H161ZM193 157H194V156H192L191 158H193ZM203 157H205V156H203ZM203 157H202V158H203ZM232 157H233V156H231V158H232ZM234 157H235V156H234ZM236 157H237V156H236ZM252 157H254V156H252ZM260 157H262V156H260ZM80 158H82V156H80ZM114 158H115V157H114ZM127 158H128V157H127ZM140 158H141V157H140ZM142 158H143V157H142ZM154 158H155V157H154ZM157 158H158V157H157ZM162 158H164V156H163ZM168 158H169V157H168ZM180 158H181V157H180ZM184 158H185V157H184ZM184 158H183V159H184ZM196 158H197V157H196ZM209 158H210V157H209ZM223 158H224V157H223ZM225 158H227V157L225 156ZM244 158H245V157H244ZM70 159H71V158H70ZM78 159H79V158H78ZM96 159H97V158H96ZM112 159H113V158H112ZM121 159H122V157H121ZM155 159H156V158H155ZM159 159H160V158L156 159V160H158V161H157V162L155 161V162L158 163V162H159ZM164 159H165V158H164ZM164 159H162V161H163ZM183 159H182V160H183ZM194 159H195V158H194ZM197 159H198V158H197ZM205 159H206V158H205ZM218 159H220V158H218ZM241 159H242V158H241ZM246 159H248V156H246ZM246 159H245V160H246ZM81 160H82V159H81ZM84 160H85V159H84ZM169 160H170V159H169ZM175 160H176L175 158H174V160L171 159L172 162H173V161L175 162ZM184 160H185V159H184ZM206 160H208V159H206ZM222 160H225V159H222ZM233 160H234V158H233ZM238 160H240V159H238ZM257 160H258V159H257ZM56 161H57V160H56ZM97 161H98V160H97ZM97 161H96V162H97ZM132 161H134V160H132ZM195 161H196V160H195ZM195 161H194L193 163H195ZM197 161H199V160H197ZM211 161H212V159H211ZM220 161H221V160H220ZM242 161H243V159H242ZM250 161H251V160H250ZM261 161H264V160H261ZM59 162H60V161H59ZM93 162H94V161H93ZM125 162H126V161H125ZM144 162H145V161H144ZM147 162H148V161H147ZM153 162H154V161H153ZM163 162H165V161H163ZM185 162H186V160H185ZM185 162H184V163H185ZM204 162H206V161L204 160ZM209 162H210V160H209ZM213 162H214V161H213ZM230 162H231V161H230ZM232 162H233V161H232ZM232 162H231V163H232ZM237 162H238V161H237ZM56 163H57V162H56ZM148 163H149V162H148ZM159 163H161V162H159ZM202 163H203V162H201V164H202ZM206 163H208V162H206ZM218 163H219V162H218ZM223 163H224V161H223ZM233 163H234V162H233ZM235 163H236V162H235ZM235 163H234V164H235ZM243 163H244V162H243ZM256 163H258V162H256ZM256 163H255V164H256ZM30 164H31V163H30ZM80 164H81V163H80ZM114 164H115V163H114ZM124 164H126V163H124ZM130 164H131V163H130ZM138 164H139V163H138ZM141 164H142V163H141ZM146 164H147V163H146ZM167 164H168V163H167V161H166V165H167ZM174 164H175V163H174ZM174 164H173V165H174ZM178 164H179V162H178ZM201 164L199 163V165H201ZM221 164H222V163H221ZM234 164H233V165H234ZM237 164H238V163H237ZM244 164H245V163H244ZM246 164H247V163H246ZM128 165H129V163H128ZM133 165H134V163H133ZM142 165H143V164H142ZM144 165H145V164H144ZM147 165H148V164H147ZM149 165H150V168H152V167H151V163H149ZM149 165H148V167H149ZM156 165H157V164H156ZM158 165H159V164H158ZM164 165H165V164L163 163L162 165H160V167H161V166L163 167ZM185 165H186V164H185ZM188 165H189V164H188ZM188 165H187V167H188ZM194 165H195V164H194ZM194 165H193V166H194ZM196 165H197V164H196ZM209 165H210V164H209ZM209 165L207 164L208 167H209ZM228 165H229V164H228ZM228 165H227V166H228ZM241 165H242V164H241ZM241 165H240V166H241ZM252 165H253V164H252ZM261 165H262V164H261ZM103 166H105V165H103ZM106 166H107V165H106ZM212 166H213V165H212ZM217 166H218V165H217ZM238 166H239V165H238ZM257 166H260V165L258 164ZM42 167H43V166H42ZM46 167H47V166H46ZM51 167H52V166H51ZM75 167H76V166H75ZM86 167H87V165H86ZM86 167H85V169H86ZM117 167H118V166H117ZM129 167H130V165H129ZM164 167H165V166H164ZM164 167H163V168H164ZM180 167H181V166H180ZM184 167H185V166H184ZM187 167H186V168H187ZM196 167H198V166H196ZM196 167H194V169H195ZM228 167H229V166H228ZM230 167H231V166H230ZM262 167H264V166H262ZM0 168H1V167H0ZM2 168H3V167H2ZM4 168H5V167H4ZM10 168H11V167H10ZM76 168H77V167H76ZM109 168H110V167H109ZM130 168H131V167H130ZM163 168H161V169H163ZM166 168L168 169L167 166H166ZM166 168H164V169H166ZM170 168H171V167H170ZM170 168H169V169H170ZM182 168H183V167H182ZM186 168H185V169L183 168L182 171L186 170ZM209 168H212V167H209ZM241 168H243V167H241ZM253 168H255V167L253 166ZM258 168H260V167H258ZM107 169H108V168H107ZM111 169H112V167H111ZM115 169H116V168H115ZM117 169H118V168H117ZM120 169H121V167H120ZM123 169H124V168H123ZM133 169H134V166H133ZM136 169L138 170L139 168H136ZM147 169H149V168H147ZM147 169H146V171H147ZM169 169H168V171H167L168 174H170V173H169V172H170ZM171 169H172V168H171ZM180 169H181V168H180ZM198 169H199V168H198ZM206 169H207V168H206ZM216 169H217V168H216ZM216 169H215V170H216ZM228 169H229V168H228ZM251 169H252V168H251ZM32 170H34V169H32ZM37 170H38V169H37ZM47 170H48V169H47ZM47 170H46V171H47ZM77 170H79V169L77 168ZM101 170H102V169H101ZM149 170H150V172H151V170L153 171V169H149ZM176 170H178V169H176ZM176 170H175V171H176ZM188 170L190 171V168H189ZM188 170H187V171H188ZM199 170H200V169H199ZM218 170H219V169H218ZM222 170H224V169H222ZM225 170H226V169H225ZM225 170H224V171H225ZM230 170H232V169L230 168ZM235 170H236V169H235ZM239 170H240V168H239ZM241 170H242V169H241ZM243 170L245 171V169H243ZM243 170H242V171H243ZM246 170H247V169H246ZM260 170H261V169H260ZM0 171H1V170H0ZM88 171H89V170H88ZM103 171H104V169H103ZM103 171H102V172H103ZM108 171H109V169H108ZM108 171H107V172H108ZM112 171H113V170H112ZM118 171H119V170H118ZM120 171H121V170H120ZM120 171H119V172H120ZM126 171H127V170H126ZM134 171H135V170H134ZM134 171H133V172H134ZM154 171H155V168H154ZM164 171H165V170H164ZM179 171H180V170H179ZM182 171H181V172H182ZM193 171H194V170H193ZM213 171H214V170H213ZM216 171H217V170H216ZM219 171H220V170H219ZM233 171H234V170H233ZM233 171H232V172H233ZM236 171H237V170H236ZM252 171H255V170H252ZM262 171H264V170H262ZM80 172H82V171H80ZM91 172H92V171H91ZM110 172H111V171H110ZM122 172H123V170H122ZM122 172H120V173H122ZM133 172H132V175H133ZM135 172H136V171H135ZM138 172H139V171H138ZM147 172H148V171H147ZM160 172H161V171H160ZM165 172H166V171H165ZM220 172H221L220 174H222L223 171H220ZM228 172H229V171H228ZM234 172H235V171H234ZM238 172H239V171H238ZM238 172H237V173H238ZM246 172H249V171L247 170ZM260 172H261V171H259V173H260ZM37 173H39V172H37ZM73 173H74V172H73ZM96 173H97V172H96ZM174 173H175V172H174ZM184 173H185V172H184ZM188 173H190V172H188ZM192 173H195V172H192ZM198 173H199V171H198ZM202 173H203V172H202ZM218 173H219V172H218ZM224 173H225V172H224ZM254 173H255V172H254ZM33 174H35V173H33ZM61 174H62V173H61ZM61 174H60V175H61ZM98 174H99V173H98ZM98 174H97V175H98ZM105 174H106V172H105ZM112 174H113V176H114V173H112ZM112 174H110V175H112ZM139 174H140V173H139ZM143 174H144V176H145L146 173L144 172ZM163 174H164V173H163ZM179 174H180V173H179ZM204 174H205V172H204ZM207 174H208V173H207ZM207 174H206V175H207ZM216 174H217V173H216ZM225 174H226V173H225ZM239 174H240V173H239ZM245 174H246V173H245ZM245 174H243L244 177H245ZM66 175H67V174H66ZM81 175H82V174H81ZM81 175H79V176H81ZM99 175H101V173H100ZM106 175H107V174H106ZM121 175H122V174H121ZM125 175H126V174H125ZM140 175H141V174H140ZM148 175H150V174L148 173ZM175 175H176V174H175ZM175 175H173V176H175ZM184 175L186 176V174H184ZM191 175H193V174H191ZM191 175L189 174V176H191ZM212 175H213V173H212ZM217 175H219V174H217ZM227 175H228V174H227ZM227 175H226V176H227ZM229 175H230V174H229ZM231 175H232V174H231ZM231 175H230V176H231ZM233 175H234V174H233ZM233 175H232V177H233ZM237 175H238V174H237ZM240 175L242 176V174H240ZM251 175H254V174L251 173ZM262 175H264V174H262ZM28 176H29V175H28ZM135 176H137V175H135ZM151 176H152V175H151ZM162 176H163V175H162ZM185 176H184V177H185ZM195 176H196V175H195ZM222 176H223V175H222ZM249 176H250V175H249ZM249 176H247V178H248ZM260 176H261V174H260ZM14 177H15V176H14ZM22 177H23V176H22ZM60 177H61V176H60ZM65 177H66V176H65ZM92 177H93V175H92ZM92 177H91V179H93ZM94 177H95V176H94ZM138 177H139V176H138ZM140 177H141V176H140ZM163 177H164V176H163ZM178 177H179V176H178ZM182 177H183V175H182ZM206 177H207V176H206ZM214 177H216V175H215ZM219 177H221V176H219ZM262 177H264V176H262ZM15 178H16V177H15ZM61 178H62V177H61ZM66 178H67V177H66ZM68 178H69V177H68ZM68 178H67V179H68ZM73 178H75V177H73ZM116 178H117V177H116V175H115V180H116ZM132 178H133V177H132ZM150 178H151V177H150ZM160 178H161V177H160ZM164 178H165V177H164ZM164 178H163V179H164ZM166 178H167V177H166ZM170 178H171V177H170ZM170 178H169V179H170ZM175 178H176V177H175ZM186 178H187V177H186ZM188 178L191 179V177H188ZM197 178H198V177H197ZM199 178L201 179L200 176H199ZM203 178H205V176H204ZM212 178H213V177H212ZM227 178H228V177H227ZM245 178H246V177H245ZM251 178H252V176H251ZM11 179H12V177H11ZM33 179H34V178H33ZM47 179H48V178H47ZM95 179H96V178H95ZM113 179H114V177H113ZM126 179H127V177H126ZM163 179H161V180H163ZM189 179H188V180H189ZM215 179L220 180V178H218V176H217V178H215ZM228 179H229V178H228ZM232 179H233V178H232ZM232 179H229V181L232 180ZM35 180H36V179H35ZM35 180H34V182H35ZM51 180H53V179H51ZM101 180H102V179H101ZM120 180H121V178H120ZM122 180H123V179H122ZM127 180H128V179H127ZM129 180H130V179H129ZM129 180H128V181H129ZM145 180H146V179H145ZM151 180H152V179H151ZM177 180H178V179H176L175 181H177ZM185 180H186V179H185ZM193 180H194V179H193ZM201 180H202V179H201ZM208 180H209V179H208ZM218 180H217V181H218ZM248 180H249V179H248ZM252 180H256V177L254 176V179H252ZM262 180H264V179H261V180H259V181L261 182ZM12 181H13V180H12ZM43 181H44V180H43ZM109 181H111V179H109ZM136 181H137V180H136ZM159 181H160V180L158 179V181H156V182H159ZM167 181H168V180H167ZM167 181L163 180L162 182H165V184H166ZM197 181H198V180H197ZM203 181H204V180H203ZM205 181H206V180H205ZM205 181H204V182H205ZM210 181H211V180H210ZM210 181H209L208 183H209V184H213V183H210ZM213 181H214V180H213ZM220 181H222V180H220ZM220 181H219V182H220ZM225 181L227 182L228 180H225ZM232 181H233V180H232ZM232 181H231V182H232ZM234 181H235V180H234ZM250 181H251V180H250ZM250 181H249V182H250ZM256 181H258V180H256ZM5 182H6V180H5ZM49 182H50V181H49ZM91 182H92V180H91ZM115 182H116V181H115ZM124 182H125V181H124ZM142 182H144V181H142ZM168 182H170V180H169ZM171 182L173 183L172 179H171ZM179 182H180V181H179ZM183 182H184V181H183ZM191 182H192V179L190 180V183H191ZM193 182H196V180L193 181ZM193 182H192V183H193ZM198 182H199V181H198ZM204 182L201 181L200 184H202V183L205 184ZM215 182H216V181H215ZM223 182H224V181H223ZM241 182H242V181H241ZM39 183H41V182H39ZM47 183H48V182H47ZM52 183H53V182H52ZM81 183H82V182H81ZM95 183H97V182H95ZM125 183H126V182H125ZM129 183H130V182H129ZM140 183H141V179H140ZM146 183H148V182H146ZM153 183H155V182H153ZM177 183H178V182H177ZM186 183H188V181H187ZM208 183H206L205 185H207ZM221 183H222V182H221ZM237 183H238V182H237ZM239 183H240V181H239ZM244 183H245V182H243V184H244ZM6 184H7V182H6ZM13 184H14V183H13ZM36 184H37V182H36ZM48 184H49V183H48ZM50 184H51V183H50ZM65 184H66V183H65ZM78 184H79V182H78ZM119 184H120V183H119ZM122 184H123V183H122ZM122 184H120V185H122ZM126 184H127V183H126ZM126 184H125V185H126ZM137 184H138V183H137ZM156 184H157V183H156ZM170 184H171V183H170ZM178 184H179V183H178ZM181 184H182V182H181ZM198 184H199V183H198ZM215 184H216V183H215ZM217 184H218V183H217ZM222 184H223V183H222ZM227 184H228V182H227ZM227 184H226V185H227ZM229 184H230V183H229ZM229 184H228V185H229ZM245 184L247 185V183H245ZM248 184H249V183H248ZM257 184H258V183H257ZM26 185H27V184H26ZM26 185H25V183H24L23 186L26 187ZM34 185H35V183H34ZM81 185H83V184H81ZM81 185H80V186H81ZM91 185H92V184H91ZM96 185H97V184H96ZM117 185H118V184H117ZM120 185L118 186V188L120 187ZM125 185H124V186H125ZM129 185H130V184H129ZM138 185H139V184H138ZM150 185H151V184H150ZM161 185H162V183H161ZM166 185H167V184H166ZM179 185H180V184H179ZM192 185H193V184H192ZM194 185H195V184H194ZM218 185H219V184H218ZM231 185H232V184H231ZM235 185H236V184H235ZM252 185H253V184H252ZM259 185H260V184H259ZM259 185H258V186H259ZM13 186H14V185H13ZM29 186H30V185H29ZM43 186H44V185H43ZM92 186H94V185H92ZM108 186H109V183H108ZM108 186H107V187H108ZM167 186H168V185H167ZM167 186H166V187H167ZM172 186H173V189H172V191H173L175 187H174V185H172ZM172 186H169V187L172 188ZM185 186H186V184H185ZM202 186H203V185H202ZM211 186H212V185H211ZM238 186H239V184H238ZM240 186H241V185H240ZM248 186H249V185H247V187H248ZM84 187H85V186H84ZM89 187H90V186H89ZM121 187H122V186H121ZM121 187H120V188H121ZM132 187H133V186H132ZM132 187H131V189H132V193H133V191H134L135 189L132 188ZM147 187H148V186H147ZM157 187H158V185H157ZM161 187H162V186H160V188H161ZM179 187H180V186H179ZM186 187H189V186L187 185ZM192 187H193V186H192ZM196 187H197V186H196ZM206 187H207V186H204L203 188H206ZM218 187L220 188V185H219ZM247 187L245 186L244 188H245L248 192H252V193H253V191H252V190L249 191V190H248L249 187H248V188H247ZM250 187H252V186L250 185ZM17 188H18V187H17ZM20 188H21V187H20ZM20 188H19V189H20ZM47 188H48V187H47ZM65 188H66V187H65ZM76 188H77V187H76ZM82 188H83V187H82ZM82 188H81V190L84 189V188H83V189H82ZM91 188H92V187H91ZM99 188H100V187H99ZM101 188H102V187H101ZM101 188H100V189H101ZM125 188H126V187H125ZM135 188H136V187H135ZM153 188H154V187H153ZM160 188L158 187L157 189H160ZM180 188H183V187L181 186ZM184 188H185V187H184ZM193 188H195V186H194ZM193 188H192V189H193ZM213 188H214V186H213ZM213 188H212V190L214 191V189H216V188H214V189H213ZM222 188H223V187H222ZM226 188H227V187H225L224 189H226ZM228 188H229V186H228ZM244 188H243V191H242V192H244ZM7 189L9 190L8 187H7ZM10 189H11V188H10ZM21 189H22V188H21ZM129 189H130V187H129ZM140 189H141V188H140ZM146 189H147V188H146ZM146 189H145V190H146ZM149 189H150V188H149ZM157 189L155 188V190H157ZM187 189H188V188H187ZM187 189H186V191H187ZM192 189L190 188V190H192ZM195 189H196V188H195ZM195 189H193L194 192H196ZM198 189H200V188H198ZM201 189H202V187H201ZM201 189H200V190H201ZM230 189H234V187H233V186H232V187L230 186L229 190H230ZM249 189H250V188H249ZM261 189H262V188H261ZM22 190H23V189H22ZM30 190H32V189H30ZM77 190H78V189H77ZM94 190H95V188H94ZM98 190H99V189H98ZM118 190H119V189H118ZM122 190H125V189L122 188ZM161 190H162V188H161ZM161 190H157V191H161ZM163 190H164V189H163ZM181 190H182V189H181ZM188 190H189V189H188ZM200 190H199V192H200ZM203 190H204V189H203ZM210 190H211V189H210ZM219 190H220V189H219ZM237 190H238V188H237ZM255 190H256V189H255ZM262 190H264V189H262ZM105 191H106V190H105ZM136 191H138V189L135 190V192H136ZM150 191H151V190H150ZM165 191H166V190H165ZM205 191H206V190H205ZM207 191L209 192V190H207ZM231 191H232V190H231ZM75 192H76V191H75ZM96 192H97V191H96ZM96 192H95V193H96ZM113 192H114V189H113ZM119 192H120V190H119ZM124 192H125V191H124ZM129 192H130V191H129ZM139 192L141 193V190H140ZM147 192H148V191H147ZM153 192H155V191H153ZM161 192H162V191H161ZM161 192H160V193H161ZM163 192H164V191H163ZM174 192H175V191H174ZM176 192H177V194H179V193H178V192H179V189H178V190L176 189ZM191 192H193V191H191ZM201 192H202V191H201ZM219 192H220V191H219ZM224 192H226V190H224ZM234 192H235V191H234ZM50 193L52 194V192H50ZM90 193H92V192L90 191ZM93 193H94V192H93ZM121 193H122V192H121ZM127 193H128V190H127ZM127 193H126V194H127ZM137 193H138V192H137ZM137 193H136V194H137ZM150 193H152V192H150ZM164 193H165V192H164ZM164 193H163V197H164ZM166 193H168V192H166ZM169 193H170V192H169ZM172 193H173V192H171V194H172ZM183 193H184V191H183ZM183 193H182V194H183ZM185 193H186V192H185ZM197 193H198V191H197ZM204 193H205V192H204ZM231 193L234 195L233 192H231ZM239 193H240V191H239ZM239 193H237L238 196H239ZM256 193H257V191H256ZM25 194H26V193H25ZM80 194H81V193H80ZM97 194H98V192H97ZM102 194H103V193H102ZM102 194H101V195H102ZM104 194L106 195V192H104ZM104 194H103V195H104ZM108 194H110V193L108 192L106 196H107V197H108V196L110 197V195H108ZM117 194H118V193H117ZM119 194H120V193H119ZM122 194H123V193H122ZM124 194H125V193H124ZM124 194H123V195H124ZM128 194H129V193H128ZM130 194H131V193H130ZM133 194H134V193H133ZM143 194H144V196H145L146 193H143ZM156 194H157V193H156ZM173 194H174V193H173ZM173 194H172V195H173ZM188 194H189V193H188ZM194 194H195V193H194ZM200 194H202V193H200ZM207 194H208V193H207ZM207 194H206V195H207ZM215 194H216V193H215ZM221 194H222V193H221ZM235 194H236V193H235ZM244 194L246 195V193H244ZM248 194H249V193H248ZM94 195H95V194H94ZM131 195H132V194H131ZM137 195H138V194H137ZM151 195H152V194H151ZM167 195H168V194H167ZM167 195H165L166 198H167ZM174 195H175V194H174ZM192 195H193V194H191V195H189V196H192ZM196 195H197V194H196ZM212 195H213V194H212ZM216 195H217V194H216ZM216 195H213V196L216 197ZM227 195H228V194H227ZM233 195H232V196H233ZM249 195H250V194H249ZM253 195H254V193H253ZM253 195H252V199H250L251 201H253V200H254V196H256V195H254V196H253ZM258 195H259V194H258ZM52 196H53V195H52ZM67 196H68V195H67ZM73 196H74V195H73ZM95 196H96V195H95ZM99 196H100V195H99ZM128 196H129V195H128ZM140 196H142V195H140ZM140 196H139V197H140ZM144 196H143V197H144ZM146 196H147V195H146ZM149 196H150V195H149ZM156 196L158 197V195H156ZM160 196H161V195H160ZM160 196H159V198L162 197V196H161V197H160ZM176 196H179V195H176ZM181 196H182V195H180V198H181ZM187 196H188V195H187ZM189 196H188V197H189ZM193 196H194V195H193ZM193 196L190 197V198H193ZM203 196H204V194H203ZM224 196H225V195H224ZM236 196H237V195H236ZM236 196H234V197H236ZM238 196H237V197H238ZM250 196H251V195H250ZM259 196H260V195H259ZM20 197H22V196H20ZM41 197H43V195H42ZM77 197H78V196H77ZM104 197H105V196H104ZM113 197H114V196H113ZM116 197H117V199L120 198V197L118 198V195H117ZM116 197H115V198H116ZM126 197H127V196H125V198H126ZM132 197H133V196H132ZM134 197H135V196H134ZM194 197H195V196H194ZM197 197H198V196H197ZM205 197H206V196H205ZM205 197H204L205 200L208 199V198H205ZM207 197H208V195H207ZM210 197H211V196H210ZM227 197H228V196H227ZM237 197H236V199H237ZM245 197H246V196H245ZM247 197H248V195H247ZM49 198H50V197H49ZM85 198H86V197H85ZM115 198H114V199H115ZM127 198H131V197H127ZM146 198H147V197H146ZM150 198H151V197H150ZM159 198H158V199H159ZM175 198H177V197H175ZM184 198H185V196H184ZM184 198H183V200H184ZM220 198L222 199V195L220 196ZM223 198H224V197H223ZM230 198H231V197H230ZM232 198H233V197H232ZM239 198H240V196H239ZM239 198H238V200H239ZM258 198H259V197H258ZM260 198H261V197H260ZM262 198H264V197H262ZM25 199H26V198H25ZM89 199H90V198H89ZM96 199H98V198H96ZM111 199H113V198L111 197ZM111 199H110V200H111ZM117 199H116V200H117ZM123 199H124V198H123ZM135 199H136V198H135ZM138 199H139V198H138ZM144 199H145V198H144ZM144 199H143V200H144ZM147 199H148V198H147ZM156 199H157V198H156ZM164 199H165V198H164ZM167 199H168V198H167ZM173 199H174V198L172 197V200H173ZM178 199H179V198H178ZM178 199H177V200H178ZM195 199H196V198H195ZM200 199H201V196H200ZM200 199H199V201L201 202ZM202 199H203V198H202ZM209 199H210V198H209ZM209 199H208V200H209ZM218 199H219V198H218ZM221 199H220V200H221ZM227 199H228V198H227ZM234 199H235V198H234ZM241 199H242V198H241ZM241 199H240V200H241ZM17 200H19V199H17ZM26 200H28V199H26ZM90 200H91V199H90ZM90 200H89V201H90ZM93 200H94V199H93ZM107 200H108V199H107ZM132 200H133V199H132ZM132 200H131V201H132ZM149 200H150V199H149ZM152 200H153V198H152ZM220 200H219V201H220ZM228 200H229V199H228ZM232 200H233V199H232ZM247 200L250 201L249 199H247ZM256 200H258V199H257V196H256ZM28 201H29V200H28ZM37 201H38V199H37ZM74 201H75V200H74ZM79 201H80V200H79ZM91 201H92V200H91ZM96 201H97V200H96ZM108 201H109V200H108ZM118 201H119V200H118ZM121 201H122V200H121ZM128 201H129V200H128ZM134 201H135V200H134ZM146 201H147V200H146ZM153 201H154V200H153ZM180 201H182V199H181ZM184 201H185V200H184ZM194 201H195V202H194ZM194 201H193V202L196 203L197 200H194ZM199 201H198V202H199ZM202 201H203V200H202ZM222 201H223V200H222ZM224 201L226 202L225 198H224ZM241 201H243V199H242ZM244 201H245V200H244ZM244 201H243V202H244ZM258 201H259V200H258ZM258 201H257V203H258ZM262 201H264V199H262ZM21 202H22V201H21ZM23 202H24V201H23ZM25 202H26V201H25ZM25 202H24V203H25ZM56 202H57V201H55V203H56ZM68 202H70V201H68ZM93 202H94V201H93ZM113 202H114V201H113ZM113 202H111V203H113ZM124 202H125V200H124ZM149 202H150V201H149ZM149 202L147 201V203H149ZM154 202H155V201H154ZM154 202H153L152 204H154ZM161 202H162V201H161ZM161 202H160V203H161ZM174 202H176V201H174ZM177 202H178V201H177ZM177 202H176V203H177ZM186 202L188 203V200L185 201V204H186V206H187V203H186ZM189 202H191V200H190ZM200 202H199V203H200ZM203 202H204V201H203ZM208 202H209V201H208ZM217 202H218V201H217ZM220 202H221V201H220ZM227 202H228V201H227ZM234 202H236V200H234ZM253 202H254V201H253ZM253 202H252V204H254ZM57 203H59V202H57ZM120 203H121V202H120ZM120 203H119V205L121 206L122 203H121V204H120ZM129 203H130V202H129ZM134 203H135V202H134ZM137 203H138V202H137ZM157 203H158V202H157ZM176 203H175V204H176ZM205 203H206V201H205ZM209 203H210V202H209ZM241 203H242V202H241ZM245 203H248V202L245 201ZM245 203H244V204H245ZM255 203H256V202H255ZM257 203H256V204H257ZM19 204H20V203H19ZM34 204H35V203H34ZM40 204H41V203H40ZM94 204H96V203L94 202ZM102 204H103V203H102ZM107 204H108V203H107ZM130 204H131V203H130ZM149 204H150V203H149ZM152 204H151V205H152ZM161 204H164V205H165L164 202L161 203ZM180 204H181V203H180ZM190 204H191V203H190ZM220 204H221V203H220ZM231 204L234 205L235 203L231 202ZM248 204H249V203H248ZM26 205H28V204L26 203ZM67 205H68V204H67ZM114 205H115V204H114ZM131 205H132V204H131ZM137 205H138V204H137ZM141 205H142V204H141ZM141 205H140V206H141ZM143 205H144V204H143ZM146 205H147V204H146ZM146 205L143 206V207H146ZM155 205H156V204H155ZM159 205H160V204H158V206H159ZM171 205H172V201H171ZM177 205H178V204H177ZM181 205H182V204H181ZM188 205H189V203H188ZM192 205H194V204L192 203ZM202 205H204V203H203ZM208 205H209V204H208ZM222 205H223V204H222ZM228 205H230V204H228ZM236 205H237V204H236ZM236 205H234V206H236ZM254 205H255V204H254ZM261 205H262V204H261ZM13 206H14V205H13ZM33 206H34V205H33ZM33 206H32V207H33ZM78 206H79V205H78ZM94 206H95V205H94ZM97 206H98V205H97ZM104 206H105V205H104ZM117 206H118V205H117ZM117 206H116V208H117ZM129 206H130V205H129ZM135 206H136V203H135ZM165 206H166V205H165ZM165 206H164V207H165ZM173 206H175V205H173ZM178 206H179V205H178ZM183 206H184V205H183ZM195 206H196V205H195ZM237 206H238V205H237ZM239 206H240V205H239ZM249 206H250V204H249ZM255 206H256V205H255ZM258 206H259V205H258ZM67 207H68V206H67ZM105 207H106V206H105ZM124 207H126V206L124 205ZM127 207H128V206H127ZM198 207H199V209H200L199 204H198ZM198 207H194V206H193L192 210L195 209V208L197 209ZM201 207H202V206H201ZM222 207H223V206H222ZM230 207H232V206H230ZM230 207H229L228 209H230ZM242 207H244V205H242ZM242 207H241V208H242ZM246 207H247V206H246ZM246 207H244V208H246ZM80 208H81V207H80ZM80 208H79V209H80ZM98 208H99V206H98ZM106 208H107V207H106ZM109 208H111V207H109ZM120 208H121V207H120ZM129 208H130V207H129ZM132 208H133V207H132ZM132 208H131V209H132ZM141 208H142V206H141ZM173 208H174V207H173ZM175 208H176V207H175ZM181 208H182V209H184V208L189 209V207H188V208H187V207H184V208L181 207ZM219 208H220V207H219ZM235 208H236V207H235ZM254 208H255V207H254ZM124 209L126 210V208H124ZM133 209H134V208H133ZM133 209H132V210H133ZM144 209H146V208H144ZM157 209H158V208H157ZM159 209L161 210V207H159ZM167 209H168V208H166V211H167ZM190 209H191V207H190ZM190 209H189V210H190ZM199 209H198V210H199ZM225 209L227 210V205H226V208H225ZM250 209H251V208H249L248 211H249ZM257 209H258V208H257ZM260 209H261V208H260ZM13 210H14V209H13ZM87 210H88V209H87ZM108 210H109V209H107V212H108ZM132 210H131V211H132ZM134 210H135V209H134ZM140 210H141V209H140ZM164 210H165V208H164ZM164 210H163V211H164ZM169 210H170V209H169ZM169 210H168V211H169ZM180 210H181V209H180ZM180 210H178V211H180ZM192 210H190V211H192ZM198 210H196L197 213H198ZM200 210L202 211V208H201ZM203 210H204V209H203ZM223 210H224V207H223ZM233 210H234V209H233ZM242 210H243V208H242ZM242 210H241V211H242ZM246 210H247V208H246ZM74 211H75V210H74ZM77 211H78V210H77ZM122 211H123V210H122ZM136 211H137V210H136ZM138 211H139V210H138ZM138 211H137V213H138ZM141 211L146 212L145 210H143V208H142ZM141 211H139V213H141ZM156 211H157V210H156ZM161 211H162V210H161ZM163 211H162V212H163ZM174 211H175V209H174ZM176 211H177V210H176ZM176 211H175V213H177ZM181 211H182V210H181ZM184 211H186V210H184ZM196 211H195V213H196ZM224 211H225V210H224ZM238 211H239V210H238ZM238 211H236V212L238 213ZM251 211L254 212L253 208L250 210V212H251ZM78 212H80V211H78ZM123 212H124V211H123ZM133 212H135V211H133ZM186 212H187V211H186ZM188 212H189V211H188ZM192 212H194V210H193ZM192 212H191V214H192ZM199 212H200V211H199ZM226 212H228V211H226ZM233 212H234V211H233ZM239 212H240V211H239ZM253 212H252V213H253ZM255 212H257V211H255ZM258 212H259V209H258ZM19 213H20V212H19ZM23 213H24V212H23ZM90 213H91V212H90ZM93 213H94V212H93ZM120 213H122V212H120ZM130 213L132 214V212H130ZM130 213H129V214H130ZM142 213H143V212H142ZM142 213H141V214H142ZM146 213H147V212H146ZM146 213H144V217L146 216V215H145ZM160 213H161V212H160ZM163 213H164V212H163ZM170 213H171V212H169L168 215H170ZM173 213H174V212H173ZM178 213H179V215H177L178 217H179L180 215L184 216V213H183V212H178ZM180 213H183V214H180ZM201 213H202V212H201ZM223 213H224V212H223ZM228 213H230V212H228ZM245 213H246V211H245ZM259 213H260V212H259ZM108 214H109V212H108ZM112 214H113V213H112ZM112 214H110V215H112ZM129 214L127 215V217L129 216ZM131 214H130V216L134 215V214H132V215H131ZM151 214H152V213H151ZM151 214H150V215H151ZM154 214H155V213H154ZM164 214H166V213H164ZM198 214H199V213H198ZM198 214H197V215H198ZM226 214H227V213H224V216H226ZM230 214H232V213H230ZM241 214H243V213H241ZM241 214H240L239 216H241ZM246 214H247V213H246ZM246 214H245V216H247ZM257 214H258V213H257ZM30 215H31V214H30ZM78 215H79V214H78ZM89 215H90V214H89ZM115 215H118V214H115ZM125 215H126V214H125ZM136 215H137V214H136ZM142 215H143V214H142ZM152 215H153V214H152ZM161 215H162V213H161ZM166 215H167V214H166ZM187 215H188V214H187ZM189 215H190V214H189ZM192 215H194V214H192ZM195 215H196V214H195ZM197 215H196V216H197ZM222 215H223V214H222ZM233 215H234V214H233ZM233 215H232V217H235V215H234V216H233ZM250 215H253V214L250 213ZM250 215H249V216H250ZM259 215H262L261 217L264 218V214H261V213H260ZM73 216H74V215H73ZM101 216H103V215H101ZM106 216H108V215H105V217H106ZM139 216H140V215H139ZM148 216H149V214H148ZM177 216H176V217H177ZM190 216H191V215H190ZM196 216H195V219H196ZM227 216L230 217V215H227ZM237 216H238V215H237ZM239 216H238V217H239ZM254 216H255V215H254ZM254 216H252V217H254ZM257 216H258V215H257ZM38 217H39V216H38ZM81 217H82V216H81ZM91 217H92V216H91ZM91 217H90V218H91ZM120 217H121V215H120ZM137 217H138V216H137ZM146 217H147V216H146ZM150 217H151V216H150ZM184 217H185V216H184ZM187 217H188V216H187ZM198 217H199V216H198ZM219 217H220V216H219ZM241 217H243V216H241ZM72 218H73V217H72ZM82 218L84 219V217H82ZM82 218H81V219H82ZM123 218H124V217H123ZM138 218H139V217H138ZM142 218H143V216H142ZM147 218H148V217H147ZM153 218H154V215H153ZM180 218H182V217H179V219H180ZM185 218H186V217H185ZM201 218H202V216H201ZM206 218H207V217H206ZM212 218H213V217H212ZM226 218H227V217H226ZM226 218H225V219H226ZM244 218H245V217H244ZM247 218H248V217H247ZM250 218H251V217H250ZM255 218H256V217H255ZM35 219H36V218H35ZM93 219H94V217L92 218V220H93ZM105 219H107V218H105ZM108 219H109V218H108ZM155 219H157V218H155ZM155 219H153V220H155ZM158 219H159V218H158ZM190 219H191V218H190ZM192 219H193V218H192ZM202 219H203V218H202ZM217 219H219V218H217ZM225 219H224V220H225ZM230 219H231V218H230ZM235 219L238 220V218H235ZM235 219H234V220H235ZM251 219H252V218H251ZM251 219H250V220H251ZM30 220H31V219H30ZM38 220H39V218H38ZM123 220H124V219H123ZM127 220H128V219H127ZM138 220H139V219H138ZM140 220H141V219H140ZM153 220H152V222H153ZM180 220H181V219H180ZM180 220H178V221H180ZM204 220H207V219H204ZM204 220H203V221H204ZM209 220H210V222H212L211 219H209ZM209 220H208V221H209ZM241 220H242V219H241ZM245 220H246V218H245ZM247 220H249V219H247ZM247 220H246V221H247ZM252 220H253V219H252ZM256 220H258V219L256 218ZM19 221H20V220H19ZM23 221L25 222V220H23ZM85 221H86V220H85ZM87 221H88V220H87ZM119 221H120V220H119ZM125 221H126V220H125ZM133 221H134V220H133ZM142 221H144V219H142ZM146 221H148V219H147ZM162 221H163V220H162ZM162 221H161V222H162ZM164 221H166V220H164ZM171 221H172V219H171ZM176 221H177V220H176ZM182 221H183V220H182ZM182 221H181V222H182ZM193 221H194V220H193ZM203 221H202V222H203ZM208 221H207V222H208ZM216 221H217V220H216ZM222 221H223V220H222ZM238 221H239V220H238ZM242 221H244V219H243ZM242 221H241V222H242ZM246 221H244V222H246ZM36 222H37V221H35V223H36ZM90 222H91V221H90ZM110 222H111V221H110ZM122 222H124V221H122ZM134 222H135V221H134ZM139 222H140V221H139ZM166 222H167V221H166ZM181 222H179V223H181ZM186 222H187V220H186ZM189 222H190V221H189ZM191 222H192V221H191ZM197 222H198V221H197ZM199 222H200V221H199ZM199 222H198V223H199ZM204 222H206V221H204ZM210 222H208V223H210ZM223 222H224V221H223ZM223 222H222V223H223ZM226 222H227V220H226ZM231 222H232V224H233L234 221L232 220ZM244 222H243V223H244ZM247 222L249 223L250 221H247ZM254 222H256V221L254 220ZM254 222H253V223H254ZM86 223H89V222H86ZM94 223H95V221H94ZM118 223H119V222H118ZM143 223H144V222H143ZM150 223H151V221H150ZM169 223H170V222H169ZM176 223H178V222H176ZM176 223H175V224H176ZM193 223H194V222H193ZM214 223H215V222L212 223L213 226H214ZM3 224H4V223H3ZM37 224H38V223H37ZM108 224H109V223H108ZM139 224H140V223H139ZM156 224H157V223H156ZM156 224H155V226H156ZM194 224H195V223H194ZM201 224H202V223H200V225H198V226H202ZM217 224H218V223H217ZM223 224L225 225V222H224ZM235 224H237L236 221H235ZM235 224H234V225H235ZM240 224H241V223H240ZM245 224H246V223H245ZM245 224H243V226H244ZM250 224H252V222H251ZM25 225H26V224H25ZM113 225H115V224H113ZM116 225H117V223H116ZM119 225L121 226V225H123V224H122V223H121V224L119 223ZM119 225H117V226L119 227ZM125 225H126V223H125ZM152 225H154V224H152ZM163 225H164V223H163ZM168 225H169V224H167V226H168ZM178 225H179V224H177V226H178ZM185 225H186V224H185ZM185 225H184V226H185ZM188 225H189V224H188ZM190 225H191V224H190ZM192 225H193V224H192ZM195 225H196V224H195ZM224 225H223V228H224ZM227 225H228V224H227ZM227 225H226V226H227ZM237 225H238V224H237ZM252 225H253V224H252ZM260 225H261V224H260ZM18 226H20V225H18ZM108 226H109V225H108ZM108 226H107V228H110V229H108V230H112V232H114V229H111V227H108ZM134 226H135V225H134ZM138 226H139V225H138ZM141 226H142V225H141ZM164 226H165V225H164ZM169 226H170V225H169ZM177 226H176V227H177ZM180 226H181V225H180ZM180 226H178V227H180ZM193 226H194V225H193ZM206 226H207V225H206ZM211 226H212V225H211ZM243 226H242V227H243ZM247 226H249V225H247ZM254 226H256V225H254ZM9 227H11V225H9ZM105 227H106V226H104V229H105ZM114 227H115V226H113V228H114ZM126 227H127V226H126ZM172 227H173V226H172ZM176 227L174 226L175 230L177 229ZM196 227H197V226H196ZM202 227H203V226H202ZM204 227H205V225H204ZM216 227H217V225H216ZM221 227H222V226H221ZM234 227H235V226H234ZM239 227L242 229L241 226H239ZM252 227H253V226H252ZM252 227H250V228H252ZM257 227L259 228V226H257ZM257 227H253V228H257ZM119 228H120V227H119ZM130 228H131V226H130ZM132 228H133V226H132ZM138 228H139V227H138ZM145 228H147V226H145ZM157 228H158V227H157ZM187 228H188V227H187ZM187 228H186V229H187ZM191 228H192V227H191ZM191 228H189V229L191 230ZM193 228H195V227H193ZM199 228H201V227H199ZM213 228H214V227H213ZM213 228H211V229H213ZM217 228H218V227H217ZM217 228H215V229H217ZM219 228H220V227H219ZM219 228H218V230H219ZM227 228H228V227H227ZM235 228H236V227H235ZM244 228H245V226H244ZM244 228H243V229H244ZM253 228H252V229H249V228L246 227V229H249V230H250L249 232H251V230H253ZM57 229H59V228H57ZM70 229H71V228H70ZM73 229H74V227H73ZM93 229H94V228H93ZM104 229H103V230H104ZM125 229H127V228H125ZM125 229H124V231H125ZM197 229H198V228H197ZM201 229H202V228H201ZM203 229H204V228H203ZM203 229H202V230H203ZM220 229H221V228H220ZM224 229H225V228H224ZM236 229H237V228H236ZM259 229H260V228H259ZM259 229H258V230H259ZM1 230H2V229H1ZM17 230H18V229H17ZM38 230H39V229H38ZM128 230H129V229H128ZM142 230H143V229H142ZM149 230H150V229H149ZM154 230H155V229H154ZM168 230H169V229H168ZM168 230L166 231V229H165V233L168 232ZM181 230H182V229H181ZM190 230H189V232H190ZM195 230H196V229H195ZM195 230H194V231H195ZM254 230H255V229H254ZM258 230L256 229V232H257ZM261 230H262V229H261ZM39 231H40V230H39ZM39 231H38V232H39ZM44 231H45V230H44ZM58 231H60V230H58ZM105 231H107V230H105ZM130 231H131V230H130ZM156 231L159 233L160 229H159V231H158V230H156ZM182 231H183V233H184V231H187V232H188V229L185 230V228H184ZM229 231H230V230H229ZM234 231H235V230H234ZM25 232H26V231H25ZM103 232H104V231H103ZM107 232H108V231H107ZM110 232H111V231H110ZM127 232H128V231H127ZM153 232H154V231H153ZM170 232H171V231H169V234H170ZM191 232H193V230H191ZM191 232H190V233H191ZM196 232L199 233L200 230H199V231L196 230ZM201 232H203V231H201ZM213 232H214V231H213ZM217 232H218V231H217ZM236 232H238V229H237ZM236 232H234V233H236ZM240 232H241V231H240ZM256 232H255V233H256ZM259 232H260V230H259ZM259 232H258V233H259ZM261 232H264V231H261ZM261 232H260V234H262ZM128 233H129V232H128ZM128 233H127V234H128ZM163 233H164V232H163ZM165 233H164V234H165ZM174 233H175V232H174ZM181 233H182V232H181ZM204 233H205V232H204ZM206 233H207V232H206ZM214 233H215V232H214ZM221 233H222V232H221ZM227 233H228V231H227ZM231 233H232V232H231ZM241 233H242V232H241ZM244 233H245V232H244ZM251 233H252V232H251ZM105 234H106V233H105ZM108 234H109V233H108ZM129 234H130V233H129ZM153 234H154V233H153ZM175 234H176V233H175ZM192 234H193V233H191V235H190L191 237H192ZM219 234H220V231H219ZM229 234H230V233H229ZM236 234H238V233H236ZM236 234H234V235H236ZM253 234H254V232H253ZM10 235H11V234H10ZM62 235H63V233H62ZM112 235H113V233H112ZM131 235H132V234H131ZM138 235H139V234H138ZM138 235H136V236H138ZM188 235H189V233H188ZM193 235H194V234H193ZM207 235H209V234H207ZM213 235H214V234H211L212 238H213ZM222 235H223V234H222ZM222 235H218V236H222ZM232 235H233V234H232ZM232 235H231V236H232ZM245 235H246V234H245ZM16 236H17V235H16ZM54 236H55V235H54ZM64 236H65V234H64ZM67 236H68V235H67ZM113 236H114V235H113ZM125 236H126V235H125ZM136 236H135V237H136ZM149 236H151V235H149ZM152 236H153V235H152ZM177 236H178V235H177ZM180 236H181V235H180ZM184 236H185V235H184ZM184 236H183V234H182V237H184ZM202 236H203V235H202ZM205 236H206V235H205ZM209 236H210V235H209ZM224 236H225V235H224ZM228 236H229V235H228ZM231 236H229L228 238L230 239ZM239 236H240V233H239ZM242 236H243V235H241V237H242ZM250 236H251V234H250ZM49 237H50V236H49ZM89 237H90V236H89ZM121 237H122V236H121ZM121 237H120V238H121ZM129 237H130V236H129ZM154 237H155V236H154ZM162 237H163V236H162ZM182 237H181V238H182ZM188 237H189V236H188ZM225 237H227V235H226ZM241 237H239V238L236 237V238H237V239H240V241H242L244 244H246L247 241H246V243H245L244 240H241ZM259 237H260V235H259ZM259 237H257L256 239H258ZM35 238H36V237H35ZM37 238H38V237H37ZM83 238H84V237H83ZM110 238H112L111 235H110L109 239H110ZM127 238H128V237H127ZM157 238H158V237H157ZM166 238H167V237H166ZM181 238H180V239H181ZM193 238H194V237H193ZM198 238H200V237H198ZM198 238H194V239H196V241H195L194 239H193V240H194L195 242H197V239H198ZM207 238H209V237H207ZM212 238H211V240H212ZM217 238H218V237H217ZM222 238H223V237H222ZM232 238H233V237H232ZM244 238H245V237H243L242 239H244ZM251 238H252V237H251ZM251 238H250V239H251ZM253 238H254V237H253ZM253 238H252V239H253ZM260 238H261V241H262V238H264V237H260ZM18 239H20V238H18ZM21 239H22V238H21ZM44 239H45V238H44ZM46 239H47V238H46ZM116 239H117V236H116ZM132 239H133V238H132ZM150 239H151V238H150ZM158 239H159V238H158ZM200 239H202V238H200ZM203 239H205V238H203ZM214 239H216V238L214 237ZM224 239H226V238H224ZM224 239H221V240H224ZM4 240H5V239H4ZM61 240H62V239H61ZM122 240H123V239H122ZM133 240H134V239H133ZM154 240L156 241V239H154ZM182 240H183V239H182ZM186 240H187V239H186ZM190 240H191V238H190ZM193 240H191V244H192V241H193ZM206 240H207V239H206ZM219 240H220V239H219ZM221 240H220V241H221ZM35 241H36V240H35ZM110 241H111V239H110ZM112 241H114V239H112ZM157 241H159V240H157ZM175 241H176V239H175ZM233 241H235V243H236V240L233 239ZM253 241H254V240H253ZM255 241H256V240H255ZM9 242H10V241H9ZM14 242H15V240H14ZM121 242H122V241H121ZM135 242H136V241H135ZM161 242H162V241H161ZM181 242H182V241H181ZM184 242H185V241L183 240V243H184ZM186 242H188V241H186ZM200 242H202V241H200ZM203 242H204V241H203ZM206 242L208 243L209 241H206ZM206 242H205V243H206ZM212 242H215V240L212 241ZM216 242H217V240H216ZM249 242H250V241H249ZM251 242H252V241H251ZM251 242H250V243H251ZM258 242H260V241H258ZM110 243H111V242H110ZM114 243H117V242H114ZM123 243H124V242H123ZM123 243H122V244H123ZM129 243H131V242H129ZM132 243H134V241H133ZM140 243H141V242H140ZM177 243H178V242H177ZM188 243H189V242H188ZM193 243H194V242H193ZM197 243H198V242H197ZM205 243H204V244H205ZM224 243H225V241L222 243V245H224ZM226 243H227V242H226ZM230 243H231V242H230ZM135 244H136V243H135ZM165 244H166V243H165ZM178 244H179V243H178ZM200 244H201V243H200ZM200 244H199V245H200ZM202 244H203V243H202ZM209 244H210V243H208L207 245H209ZM213 244H214V243H212V245H213ZM227 244H228V243H227ZM241 244H242V243H241ZM255 244H256V243H255ZM255 244H254L252 247H255V246H256ZM16 245L18 246V244H16ZM45 245H46V244H45ZM112 245H113V244H112ZM128 245H130V244H128ZM161 245H162V243H161ZM175 245H177L176 242H175ZM181 245H183V244L181 243ZM192 245H195V244H192ZM216 245H219V248H220V244H216ZM228 245H229V244H228ZM228 245H227V246H228ZM231 245H232V244H231ZM233 245H235V244H233ZM236 245L238 246L237 243H236ZM236 245H235V246H236ZM247 245H249V244H247ZM259 245H261V244H259ZM262 245H264V244H262ZM1 246H2V245H1ZM76 246H77V245H76ZM131 246H133V245L131 244ZM168 246H169V245H168ZM190 246H191V245H190ZM195 246H196V245H195ZM205 246H206V244H205ZM229 246H230V245H229ZM237 246H236V247H237ZM241 246H242V245H241ZM250 246H251V245H250ZM257 246H258V245H257ZM56 247H57V246H56ZM141 247H142V246H141ZM164 247H165V246H164ZM183 247H185V246H183ZM210 247H211V246H209V248H210ZM231 247H232V246H230V248H231ZM238 247H239V246H238ZM36 248H37V247H36ZM148 248H149V247H148ZM175 248L177 249V246H175ZM178 248H180V247L178 246ZM185 248H186V247H185ZM188 248H189V247H188ZM206 248H207V246H206ZM206 248H205V249H206ZM225 248H226V247H225ZM225 248H224V249H225ZM243 248H245V246H243ZM2 249H3V247H2ZM2 249H1V251H3ZM7 249H9V248H7ZM154 249H155V248H154ZM160 249H162V248H160ZM170 249H171V248H170ZM176 249H175V251H178V250H176ZM181 249H182V248H181ZM186 249H187V248H186ZM191 249H192V248H191ZM193 249H194V248H193ZM196 249H197V248H196ZM198 249H199V247H198ZM203 249H204V248H203ZM241 249H242V248H241ZM245 249H246V250H247V249L249 250L248 247L245 248ZM245 249L243 250V253H244ZM251 249H252V248H251ZM256 249H257V248H256ZM258 249H259V247H258ZM258 249H257V251H258ZM261 249H262V248H261ZM261 249H260V250H261ZM22 250H23V249H22ZM113 250H114V249H113ZM120 250H121V249H120ZM120 250H119V251H120ZM130 250H131V248H130ZM145 250H146V249H145ZM149 250H150V249H149ZM151 250H152V249H151ZM162 250H163V249H162ZM164 250H165V248H164ZM168 250H169V247H168ZM182 250H185V249L183 248ZM189 250H190V248H189ZM207 250H208V249H207ZM210 250H211V249H210ZM213 250H214V249H213ZM221 250H222V248H221ZM236 250H237V249H236ZM248 250L246 251V253L248 252ZM38 251H39V249H38ZM119 251H118V252H119ZM126 251H127V250H126ZM152 251H153V250H152ZM156 251H157V250H156ZM170 251H171V250H170ZM173 251H174V250H173ZM191 251H192V250H191ZM191 251H190V252H191ZM197 251H198V250H197ZM199 251H200V250H199ZM204 251H205V250H204ZM208 251H209V250H208ZM211 251H212V250H211ZM224 251H225V250H224ZM238 251H239V249H238ZM18 252H19V251H18ZM20 252H21V251H20ZM153 252H154V251H153ZM193 252H194V251H193ZM195 252H196V251H195ZM195 252H194V253H195ZM233 252H234V251H233ZM235 252H237V251H235ZM252 252H253V251H252ZM255 252H256V250L254 251V253H255ZM28 253H29V252H28ZM32 253H33V252H32ZM40 253L42 254V252H40ZM174 253H175V252H174ZM177 253H178V252H177ZM185 253H186V252H185ZM185 253H183V254L185 255ZM191 253H192V252H191ZM198 253H199V252H198ZM200 253H201V252H200ZM200 253H199V255H200ZM204 253H205V252H204ZM209 253H210V252H209ZM224 253H228V251H227V252L225 251ZM239 253H240V252H239ZM239 253H237V254H239ZM241 253H242V252H241ZM257 253H258V252H257ZM24 254H25V253H24ZM111 254H112V253H111ZM140 254H141V253H140ZM147 254H148V253H147ZM196 254H197V252H196ZM201 254H202V253H201ZM207 254H208V253H207ZM207 254H206V255H207ZM220 254H221V253H220ZM260 254H261V252H260ZM6 255H7V254H6ZM25 255H26V254H25ZM46 255H47V254H46ZM97 255H98V254H97ZM100 255H102V254H100ZM117 255H118V254H117ZM119 255H121V254H119ZM165 255H166V254H165ZM189 255L191 256V254H189ZM208 255H209V254H208ZM208 255H207V256H208ZM223 255H224V254H223ZM223 255H222V256H223ZM227 255H228V254H227ZM232 255H233V254H232ZM232 255H230V256H232ZM235 255H236V254H235ZM243 255H244V254H243ZM247 255H248V254H247ZM251 255H253V253H251ZM256 255L258 256V254H255V256H256ZM10 256H11V255H10ZM15 256H16V255H15ZM19 256H20V255H19ZM21 256H23V255H21ZM83 256H84V255H83ZM103 256H104V255H103ZM143 256H144V255H143ZM154 256H155V255H154ZM156 256H158V255H156ZM156 256H155V257H156ZM174 256H175V255H174ZM193 256H194V255H193ZM193 256H191V257H193ZM203 256H205V254H203ZM212 256H213V255H212ZM212 256H211V257H212ZM218 256H219V255H218ZM218 256H217V257H218ZM233 256H234V255H233ZM257 256H256V257H257ZM261 256H264V255L261 254L260 257H261ZM5 257H6V256H5ZM23 257H24V256H23ZM119 257H120V256H119ZM133 257H134V256H133ZM176 257H177V256H176ZM197 257H198V256H197ZM215 257H216V255H215ZM225 257H227L226 254H225ZM236 257H237V256H236ZM240 257L243 258L242 255H241ZM252 257H254V256H252ZM258 257H259V256H258ZM260 257H259V259H261ZM12 258H13V257H12ZM97 258H98V257H97ZM101 258H102V257H101ZM110 258H111V257H110ZM156 258H157V257H156ZM200 258H201V256H200ZM209 258H210V255H209ZM220 258H221V256H220ZM223 258H224V256H223ZM233 258H234V257H233ZM233 258H232V259H233ZM245 258H246V257H245ZM2 259H3V258H2ZM98 259H99V258H98ZM108 259H109V258H108ZM193 259H194V258H193ZM197 259H198V258H197ZM206 259H208V257H207ZM214 259H215V258H214ZM217 259H218V258H217ZM228 259H230V258H228ZM255 259H256V258H255ZM262 259H264V258H262ZM43 260H44V259H43ZM131 260H132V259H131ZM158 260H159V259H158ZM189 260H190V259H189ZM199 260H200V259H199ZM204 260H205V258H204ZM215 260H216V259H215ZM219 260H220V259H219ZM221 260H222V258H221ZM223 260H224V259H223ZM226 260H227V259L224 260V263L226 262ZM233 260H234V259H233ZM244 260H246V259H243V262H244ZM247 260H248V256H247ZM256 260H258V259H256ZM2 261H4V260H2ZM45 261H46V260H45ZM101 261H102V259H101ZM106 261H107V260H106ZM128 261H129V260H128ZM140 261H141V260H140ZM172 261H173V260H172ZM178 261H179V260H178ZM190 261H191V260H190ZM192 261H193V260H192ZM192 261H191V262H192ZM195 261H196V260H195ZM234 261H235V260H234ZM248 261H249V260H248ZM260 261H262V260H260ZM49 262H50V260H49ZM49 262L46 261V263L43 262L42 264H48ZM161 262H162V260H161ZM193 262H194V261H193ZM202 262H205V261H203V258H202ZM211 262H212V259H211ZM230 262H231V259H230L229 263H230ZM239 262H240V261H239ZM239 262H238V263H239ZM241 262H242V261H241ZM241 262H240V263H241ZM253 262H254V261H253ZM256 262H259V261H256ZM106 263H107V262H106ZM129 263H131V262H129ZM183 263H184V262H183ZM198 263H199V262H198ZM226 263L229 264L228 262H226ZM232 263H233V261H232ZM246 263H247V262H246ZM27 264H28V263H27ZM99 264H100V263H99ZM155 264H156V263H155ZM157 264H159V263H157ZM163 264H164V263H163ZM172 264H173V263H172ZM176 264H177V263H176ZM192 264H193V263H192ZM199 264H202V263H199ZM203 264H204V263H203ZM206 264H209L208 261H206ZM212 264H213V263H212ZM215 264H218V263L215 262ZM220 264H223V263H220ZM233 264H235V263H233ZM236 264H237V263H236ZM241 264H242V263H241ZM247 264H250V262L247 263ZM255 264H259V263H255Z\"/></svg>",
    "mask_w": 264,
    "mask_h": 264
}]
</instances>
